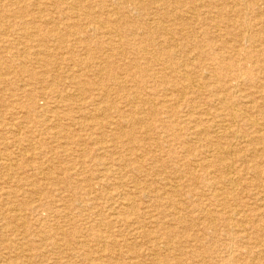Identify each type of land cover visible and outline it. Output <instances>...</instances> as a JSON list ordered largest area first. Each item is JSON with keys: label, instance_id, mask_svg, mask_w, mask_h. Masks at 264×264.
Returning a JSON list of instances; mask_svg holds the SVG:
<instances>
[{"label": "rangeland", "instance_id": "obj_1", "mask_svg": "<svg viewBox=\"0 0 264 264\" xmlns=\"http://www.w3.org/2000/svg\"><path fill=\"white\" fill-rule=\"evenodd\" d=\"M46 1L47 0H29V3L26 5V2L23 3V0H21V3L19 5H17V10L20 12L22 10H27L26 12L20 13L21 15H24L25 17L27 16V18L18 17L12 21L13 23H15L16 25H19V26L25 25L26 23H29V24L34 23V26L38 27L39 29L41 28L40 29L41 31L39 30L38 31L39 33H38L37 31H35L34 28H31L30 33H28V34H31V35L40 34L39 38H42L41 41L40 40H34V39H32V40L27 39L26 37L23 36L22 31L19 27H17L16 29H12L11 25L9 24V22H11V21H9L8 18H2V20L0 21L1 24L4 25V27L8 31V34L5 37L0 38V64H1V66H0V77H1V79L0 80H1V82H3V83H0V183L3 184V182H4L3 185L0 184V194H1L0 195L1 196L0 197V264H27L28 262H30L28 264H39V263H41V264H55V261H56V264H66L69 261L70 262L67 264H71L73 261L74 262L72 264H104V263L105 264H114V263L115 264H119V263H121V264H132V262H133V264L134 263L135 264H149V263L150 264H158V263L159 264H166V263L167 264H185V262H186V264L187 263L188 264H194V263L205 264L206 262H207L206 264H215V263H212L213 261L216 262L217 264H247V262H249L248 264H264V225H263L264 224V214H263L264 213V179H263L264 178V164H263L264 163V141H262V142L260 141V137H259L260 136V133H259L260 128L258 129V127H260V126L255 125V127H254L253 123L249 122L250 123L249 124L246 121V118H243V115L247 113V114H250L252 118H256V119L259 118V122H261L262 121V118H261L262 115L258 111V108L260 107L259 110H261V113H262V111H264V109H263L264 108V85H262V84H264V69H263L264 66L261 67V65L264 64V53L261 55H258L259 54V52L257 51V48H258L257 46L259 44L258 41L254 42V41L248 40L247 38L246 39L244 38V37H246V35H248L247 32L248 33L250 32V33H252V35L260 34L258 36L259 37L263 36L262 38L264 40V1L258 0V3L254 4V6H253V2H250L249 0L242 1L241 4H239V5L236 4L235 2H233L232 0H228V2L230 1L229 2L230 4L228 2H226L227 0H218V2H219L218 5L210 4L211 3L210 0H181V4H179V0H157V1L156 0H129V1L128 0H114V1L113 0H89V3L93 5V10H91V11H89L85 7L83 9V5H81V3L78 1L67 0L68 4L67 5L63 4L64 7H62L61 5H58L55 7H54V5L49 6V5H47ZM151 3H155V5L151 4ZM40 9L41 10L43 9L42 11H44V12L50 13L49 17L48 18H36L35 16H33L34 15L33 13L38 12ZM163 9H164V11H163ZM226 9H227V11H226ZM78 10H80V11H78ZM103 10H105V11H103ZM111 10H112V12H111ZM201 10H203L202 11L203 13L201 12ZM258 10H259V12H258ZM85 11H87V12H85ZM65 12H67V13H65ZM76 12H78V13H76ZM216 12H217V14H216ZM165 13H170L173 16H175L176 18H179L180 20L174 21L176 23H175V25H173V24H171L172 21L170 20V18L163 17ZM20 14H18V15H20ZM234 14H236V15H234ZM227 15H230V16H227ZM239 15H241V16H239ZM254 15H255V17H254ZM71 16H72V18H71ZM223 17L225 18V20ZM60 18H62V19H60ZM244 18H246V19L244 20ZM25 19H26V21H25ZM36 19H37V21H36ZM181 19H183V20H181ZM18 20H20V21H18ZM217 20H219V21H217ZM181 21H182V23L183 22L184 23L182 24ZM220 21H221V23H220ZM62 22H63V24H62ZM66 23L68 24V26ZM230 23L233 24V29H231L229 31L230 28L226 29V27H227V24H230ZM102 24L104 25V27ZM185 24H186V26H185ZM51 26L52 27L57 26L58 28H60L59 29L60 33L55 35V36L49 35L50 33L48 30L52 29ZM118 26H120V27H118ZM43 27H47V29L43 30ZM172 28H173V30H172ZM178 29H180V30H178ZM190 29L194 30V31L189 33ZM238 32L245 34L241 41H238V38L236 36L237 35L236 33H238ZM46 33H47V36H46ZM208 33H209V35H208ZM155 35H156V37H155ZM196 35L198 37H196ZM219 35H220V38L218 37ZM111 36H112V38H111ZM176 36H179V37L177 38ZM187 36H189V37H187ZM212 36H214V37H212ZM216 38H217V40H216ZM179 39H181V40H179ZM233 39H234V41H233ZM244 39H245V42H244ZM111 40H113L114 43ZM221 40H223V41L221 42ZM263 40H260V41H263ZM110 41H111V45L109 44ZM223 42H225V43H223ZM177 43H179L180 46L176 49ZM254 43H256V44H254ZM6 44L9 47L8 46L6 47ZM51 44H52V46H50ZM226 44H228V45H226ZM231 44H233V45H231ZM202 45H205V46H202ZM236 45L238 46L237 48H236ZM27 46H29V47H27ZM165 46H166V48H165ZM167 46H168V48H167ZM201 46H202V48H201ZM75 47H78V48H75ZM195 47H196V49H195ZM151 48H153V49H151ZM23 49H24V51H23ZM52 49H53V51H52ZM139 49L140 50L142 49L143 51H141V53H140ZM175 49H176V51H173ZM236 49H242V50H236ZM81 50H82V52H81ZM149 50L151 52H149ZM40 51L44 52L45 54L40 52ZM59 52H61V53H59ZM121 53H123V54H121ZM18 54H20V55H18ZM52 54H53V56H52ZM169 54H171V55L169 56ZM42 55L46 56V57H50V59L53 58L54 61L52 62V65L44 66V65H39V64H33V60L37 57H41ZM143 55H144V57H143ZM182 55H183V57H182ZM68 56H71V57H68ZM137 56H139V57H137ZM150 56H152V57H150ZM153 56H154V59H153ZM244 56H246V58ZM94 57H96V58H94ZM162 57H164V58L161 59ZM174 57L176 59L178 58L177 61ZM189 57H191V58H189ZM151 58L153 60H155L156 63H154ZM8 59H11V60L15 59V60H17L16 61L17 63L15 61H13L15 63H12V64L9 63L10 67L8 68L6 66L7 64H4V62H6ZM20 59H21V61H20ZM103 59H105V60H103ZM83 60H85V61H83ZM106 60H107V62H105ZM147 60H149L151 63ZM185 60L188 61L189 63L186 64L187 62ZM223 60L225 62V65H227V66H225L223 64ZM2 61H4L3 64H2ZM22 61H23V63H25V68H22L20 65V63H22ZM102 62H103V64H102ZM144 62L145 63L149 62L150 66L145 65ZM165 62H166V65H168L170 67L166 68V74H161L158 72L159 71L158 69L163 68V63H165ZM259 62L262 64H259ZM121 63H123V64H121ZM139 63H142V64H139ZM242 63H243V65H242ZM77 64H79V65H77ZM146 64H148V63H146ZM212 64L215 67H213ZM3 65H5L6 67H4ZM81 65H84V66H81ZM121 65H122V67H121ZM194 65H195V68H194ZM237 65H239L240 67H243V69H245L244 67H250L251 68L250 73L248 75L247 74L246 75H244V74L239 75L238 72L241 73L242 70L239 71ZM180 66L182 68L181 72H179ZM125 68H127V69H125ZM135 68L137 69V71L135 70ZM153 68H154V70H153ZM173 68H174V70H173ZM118 69H119V71H118ZM22 70H25V71H22ZM45 70H46V72H45ZM106 70L109 72H107ZM133 70H135V71H133ZM144 70H145V72H144ZM63 71H64V73H63ZM120 71L122 74L120 73ZM171 71L173 74L170 73ZM193 71L195 74L194 76H193ZM196 71H198V72H196ZM11 72H13V73H11ZM98 72H99V74H98ZM187 72H189V73H187ZM71 73H72V75H71ZM112 73H113V76H112ZM123 73H125V75ZM129 73H131L132 75ZM76 74H78L79 76H77ZM152 74H154V75H152ZM136 75H137V77H136ZM160 75L161 76L164 75L165 78L161 77ZM180 75H182V76H180ZM210 75H211V77H210ZM119 76H120V79H119ZM173 76H175L176 78L175 77L173 78ZM208 76H209V78H208ZM257 76H259V77H257ZM80 77H82L84 80ZM167 77H168V79H167ZM38 78H39V80H38ZM42 78H43V80H42ZM227 78H228V80L230 78L231 79L228 81ZM257 78H259V79H257ZM159 79H161V81ZM164 79H165V81H164ZM180 79H181V81H180ZM189 79H190V82H189ZM203 79L206 82H204ZM211 79L212 80L214 79V80L211 81ZM182 80H183V82H182ZM249 80H250V82H248ZM148 81H149V83H148ZM186 81H188V83H186ZM251 81H253V82H251ZM254 81L256 84L254 83ZM118 82L122 83V89L123 90H114L117 88L116 86H117ZM145 82H147V83H145ZM161 82H162V84H161ZM194 82L199 84V87H200V88H198L199 91L193 90L191 87H189V83H194ZM74 83H75V85H74ZM205 83H207V84H205ZM86 84H88V85H86ZM235 84H236V86H235ZM238 84H239L240 88H238L239 87ZM258 85H260L261 88ZM125 86H126V88H125ZM153 86H154V88H153ZM164 86H166V89ZM181 86L183 87V89H181L182 88ZM247 86L248 87L251 86V87L248 88ZM93 87H94L95 91L92 90ZM79 88H80V90H79ZM105 88L106 89L107 88L112 89V93H111L112 95H110L111 101L109 100L110 105L102 103V101H104V97H106V93H107L104 91ZM136 88L138 89V91ZM97 89H99V90H97ZM172 89H173V91H172ZM167 90H170V91H167ZM187 90H189L190 92H188ZM244 90L246 92H244ZM252 90L255 93H253ZM164 91H167L168 93L164 92ZM238 91L240 93H241V91H243L244 93L240 94ZM247 91L252 92L253 95L249 96V94H251V93L247 92ZM143 92H145V93H143ZM150 92H152V93L154 92V93L152 94ZM177 92L179 93V95L177 94ZM181 92H183V93H181ZM200 92H201V94H200ZM227 92H229V93H227ZM160 93L162 94V96ZM62 94H63V96H62ZM75 94L76 95L78 94V96L75 97L74 96ZM103 94H105V95H103ZM139 94H140V96H139ZM159 94H160V96H159ZM155 95H157V96H155ZM234 95L236 97H234ZM92 96H94V97H92ZM132 96H133V99L131 98ZM202 96H203V98H202ZM210 96H211V98H209ZM237 96L239 98H237ZM243 96H245V97H243ZM78 97H79V99H77ZM99 97L103 100L100 101L101 99H99ZM155 97H156L157 101H155L156 99L153 100ZM176 97L179 99H177ZM241 97L243 99L240 100ZM252 97L257 99V100L254 99L255 100V102H254ZM143 98H145V99H143ZM195 98H196V100L197 99L198 100L196 101ZM234 98L236 100H234ZM259 98H261V99H259ZM218 99H219V101H218ZM221 99H223V100H221ZM237 99H238V102H237ZM70 100H71V103H70ZM78 100H79V102H78ZM112 100H114V101H112ZM144 100H146L148 103H145ZM260 100L261 101L263 100L262 101L263 105L261 104L262 106L260 105V103H261ZM58 101H60V103ZM91 101H93V103L94 102H96V103L93 104ZM163 101L166 102L165 105H164ZM195 101H196V103H195ZM250 101H251V103H250ZM126 102H127V104H126ZM239 102L242 103L241 108H240ZM65 103H66V105H65ZM236 103H238V104H236ZM246 103H247V105H253V104L256 105L255 110H257L259 113L256 111L252 112L251 110H249V108H246ZM99 104L100 105L103 104L101 106L103 109H101V107L98 106ZM118 104L121 105L123 108L121 106H118ZM86 105H88L89 108H87L88 106H86ZM107 105H108V107H107ZM219 105L222 107H220ZM75 106H76V108H75ZM90 106L91 107L95 106V108L93 107L94 112L92 110L93 108L91 109ZM110 106H112V107H110ZM234 106H236V107H234ZM257 106H259V107H257ZM60 107H62V108H60ZM160 107H162V108H160ZM190 107L193 108V110ZM195 107H196V109H195ZM42 108L45 110H43ZM58 108H60V109H58ZM52 109H53V111H51ZM62 109H64V110L67 109L68 111L65 110L66 111L65 112ZM95 109L97 110V113H96ZM117 109H118V111H117ZM139 109H141V110L139 111ZM151 109H153L154 112L157 113V116L150 113ZM158 109H159V111H158ZM47 110H48V112H46ZM88 110H89L90 115L88 113ZM106 110H108V111H106ZM129 110H131V111H129ZM162 111H164L165 114ZM203 111L204 112L207 111L209 113L204 114ZM212 111H214V113ZM124 112H125V114H123ZM131 112H133V113H131ZM230 112H234V113L236 112V114H238V118L236 119V122L230 123L228 120L223 122V120L225 118L224 116H228L225 114L226 113L228 114ZM243 112H244V114H243ZM248 112H250V113H248ZM92 113H94V114H92ZM99 113H101L102 115L101 114L99 115ZM136 113H138V114H136ZM113 114H114V116H113ZM127 114L128 115L130 114V116H128ZM220 114H222L223 116ZM39 115H40V117H39ZM137 115L139 116L141 121L139 120ZM199 115H200V117H199ZM259 115H260V117H259ZM46 116L48 117L47 119H45ZM127 116H128V118H126ZM148 116L149 117L151 116V117L149 118ZM62 117L63 118L65 117V119H63ZM94 117L97 118L98 121ZM130 117H133V118L130 119ZM101 118H102V120H101ZM192 118L195 120L193 121ZM218 118L220 120H218ZM30 119L32 122L30 121ZM50 119H52V120H50ZM53 119L55 122H53ZM121 119H123V120H121ZM190 119H191V122H190ZM196 119H198V121ZM81 120H82V122H81ZM171 120H172V123L174 122L173 124H171ZM176 120H177V122H175ZM70 121L72 122V124ZM99 121L102 123H100ZM196 121H197V124H196ZM52 122H53V124H51ZM61 122H63V123L61 124ZM79 122H81V124ZM107 122H108V126H107ZM126 122H127V124H126ZM140 122H141V124H140ZM157 122H158V124L160 123V125H158ZM180 122L181 123L183 122V124H181ZM93 123L98 125V126L95 125L96 126L95 127ZM137 123H138V125H137ZM242 123H246V124L242 125ZM112 124H113V127H112ZM155 124H156V126H154ZM203 124H205V125H203ZM70 125H71V127H70ZM89 125L90 126L92 125V127L91 128L88 127ZM188 125H190V126H188ZM213 125H214V127H213ZM221 125H222V127L220 128ZM228 125H229V131H227L225 134H223L221 132H217L218 130H223L222 128H224L225 126H228ZM249 125H251V126H249ZM260 125H264V124L260 123ZM63 126H65L66 128ZM100 126L102 128H100ZM217 126H219V129ZM243 126H245V127H243ZM45 127H46L47 131L45 130ZM136 127H138L139 129ZM147 127H149V128H147ZM168 127L170 128V130ZM187 127H189V128L191 127V128L188 129ZM71 128H73V129L71 130ZM89 128H90V131L88 130ZM117 128H118V131H117ZM120 128H121V130H120ZM234 128H236V129H234ZM112 129H114V130H112ZM197 129L199 130V132ZM255 129H258V130H255ZM30 130H31V132H30ZM58 130H59V132H58ZM80 130H82V131H80ZM101 130L103 131V133ZM146 130L147 131L149 130V132H146ZM236 130H237V132H236ZM71 131H73V132L71 133ZM157 131H159V132L157 133ZM243 131H244V133H243ZM54 132H55V134H54ZM178 132L181 134H179ZM196 132L198 134H196ZM104 133H106V134H104ZM112 133H113V135H112ZM122 133H124L125 136H122V138H120ZM175 133H176V135H175ZM206 133H207V135H206ZM227 133H228V135H227ZM229 133L231 136H229ZM97 134H98V136H97ZM58 135H59V137H58ZM203 135H204V137H203ZM242 135H243L244 140L242 138H240V139L238 138V137H241ZM247 135H248V137H245ZM127 136L129 138L131 137L129 142H128L129 139ZM174 136H177V137H175V139H174ZM198 136H200V137L198 138ZM251 136H254V137H251ZM50 137H52V138H50ZM116 137H119V139H116ZM232 137L235 139V141ZM248 138H249L250 142L251 141H253V142L250 143L248 141ZM13 139L15 142L13 141ZM79 139H81V140H79ZM199 139H201V140H199ZM211 139H213V140H211ZM246 139H247V141H246ZM254 139H256V140L254 141ZM179 140H181V141H179ZM183 140L185 141L186 144L183 143L184 142ZM204 140H208V141L205 142ZM43 141H44V143H43ZM51 141H52V143H51ZM101 141H102V143H101ZM161 141H162V143H161ZM197 141H198V143H197ZM211 141H212V143H211ZM38 142H39V144H38ZM213 143H215V144H213ZM231 143H232V145H231ZM243 143L245 145H242ZM53 144H55V145H53ZM110 144H111V146H110ZM130 144H132V145H130ZM201 144H202V146H200ZM205 144L207 146H210V147L212 146L211 144H213V146L211 148H209V147L207 148V146ZM254 144H255V146H254ZM215 145H216V147H215ZM223 145H224V147H223ZM258 145H259L260 150L258 149ZM49 146H50V149H49ZM161 146L163 148H161ZM230 146H231V148H230ZM245 146H247V147H245ZM45 147H47L48 149H46ZM185 147H187V149ZM198 147H200V148L198 149ZM217 147H220V148H217ZM239 147H241V148H239ZM251 147H253V148H251ZM256 147H257V149H256ZM151 148H152V150H151ZM188 148L189 149L193 148V149L189 150ZM214 148H216L217 152L214 150ZM237 148L240 150H238ZM41 149H43V150H41ZM89 149H90V153H89ZM121 149H123V152ZM225 149L230 150L229 154H230V156H232L231 158L228 155V151ZM144 150H145V152H144ZM163 150L166 152L165 154L163 153ZM207 150H208V152H207ZM41 151H42V153H41ZM44 151H45V153H44ZM209 151L212 152L211 155H213V156L208 154V153H210ZM248 151H249V153L251 151V153H250L251 156H249L250 154L248 153ZM9 152H10L11 156L9 155ZM176 152H177V154H176ZM204 152H206V153H204ZM47 153H48L49 157L47 156ZM63 153H64V155H63ZM82 153H83V155H82ZM104 153H105V155H104ZM217 153H218V155H217ZM255 153H257L256 154L257 156L253 155ZM56 154H58V155H56ZM67 154H69V155H67ZM135 154H136V156H135ZM141 154H143V156ZM70 155H72V156H70ZM151 155H152V157H151ZM158 155L160 156V158ZM241 155H244V156H241ZM252 155H253L254 159L252 158ZM59 156H60V159H59ZM85 156H87V157H85ZM99 156L101 159L99 158ZM191 156H193V157H191ZM218 156H221V157L219 158ZM2 157H3V159H2ZM51 157H53V159ZM249 157H250V159H248ZM39 158L41 160H39ZM56 158H57V160H56ZM105 158H106V161H105ZM194 158H196V159H194ZM246 158H247V160H246ZM231 159H232V161H231ZM258 159L261 160V162H259ZM238 160L243 161V162H239V163H241V164H239ZM245 160H246V162L248 161V163H245L246 169H244L245 168V164H244ZM36 161L38 163H40V162L41 163L38 164ZM226 161L229 163L231 162L230 168H228V169H226V167L223 166L224 163H226ZM147 162H148V164H147ZM214 162H216V163H214ZM20 163H21V165H20ZM49 163L51 164V166ZM159 163H160V165H159ZM205 163H208V165ZM260 163H262V164L258 165ZM54 164H56L57 166H55ZM165 164H166V166H165ZM192 164H193V166H195V168L192 166ZM203 164H205L206 166ZM209 164H210V166H209ZM216 164H218V166ZM52 165H54V167H52ZM90 165L94 166V167H90ZM102 165L105 167V169L103 168V170L101 168ZM107 165H108V167H107ZM239 165H241L240 166L241 168L239 167ZM204 166H205V168H204ZM251 166H252V169H251ZM24 167L27 168V170ZM99 167L101 170L99 169ZM135 167H137V168H135ZM35 168H36V170H35ZM261 168H263V169H261ZM22 169H23V171H22ZM24 169L26 171H24ZM127 169H128V171L129 170L130 171L127 172ZM135 169H136V171H135ZM158 169H160L159 172H158ZM162 169L164 172H162ZM186 169H187V171H186ZM201 169L203 171H201ZM115 170H116V173L118 175L115 173ZM118 170L120 173L118 172ZM154 170L156 172V175H154L155 174ZM228 170L233 173V175L231 174V176H234L235 180H237L238 182H235L234 184L231 185L229 182L226 181L225 176H226V173L229 172ZM246 170H248V171H246ZM44 171L45 172L47 171V172L45 173ZM25 172H26V175L28 177L30 176L29 178L25 176ZM65 172H67V173H65ZM174 172H175V174H174ZM222 172L224 175L222 174ZM245 172H247V173H245ZM160 173H162L163 175ZM214 173H216L217 175ZM33 174H34V176H32ZM50 174H51L52 178L50 177ZM52 174L54 177L52 176ZM143 174H144V176H143ZM171 174H174V176H172ZM180 174H181V176H180ZM245 174H247V175H245ZM252 174H255V175H252ZM108 175H113V176H108ZM129 175L134 180H132ZM240 175L245 176V177H243V179H242V177ZM4 176H6L7 178L6 177L4 178ZM22 176H24L25 179ZM79 176H80V178H78ZM121 176H122V178H121ZM165 177H167V179ZM177 177H178V179H177ZM179 177L181 179H183L184 181H186L187 183H185ZM189 177H190V180H189ZM70 178H72V179H70ZM172 178L174 181L172 180ZM201 178H202V180H201ZM204 178H207V179L205 180ZM249 178H251V179H249ZM7 179H8V181H7ZM28 179H30V180H28ZM95 179H96V181L97 180L98 181L96 182ZM127 179H128V183L126 181ZM163 179L165 182L163 181ZM210 179H213V180H210ZM13 180H15V181H13ZM103 180H104V182L106 181V183H104ZM131 180L133 182H136L135 180H137V182L139 184L137 182L132 183ZM78 181L81 184H79ZM194 181H196V183L198 185L194 186L195 185ZM225 181L228 184L227 187H226L227 184L225 183ZM255 181H257V182H255ZM41 182H43V183H41ZM71 182H73V183H71ZM200 182H201V184H200ZM213 182H214V184H213ZM76 183H78V184L75 185ZM184 183H185V186H184ZM211 183L213 184V186ZM249 183H250V185H249ZM43 184L45 186L46 185L47 186L44 187ZM109 184L110 185L112 184V185L110 186ZM190 184H191V187H190ZM202 184H204V185H202ZM253 184H254V186H253ZM20 185H21V187H20ZM78 185H79V188H77ZM114 185H115V187H114ZM118 185H120V186H118ZM130 185L132 188L130 187ZM161 185H162L163 189H162ZM234 185H235V187H234ZM99 186H100V188H99ZM202 186H203V188H202ZM249 186H251V187H249ZM28 187H29V190H28ZM70 187H71L72 191H70ZM81 187H83V189ZM143 187H145L144 188L145 190L143 189ZM171 187L175 188L176 190L171 188ZM35 188H36V191H35ZM77 189L79 191H77ZM116 189H118V190H116ZM136 189L139 191L138 192L139 195L136 193V191H137ZM200 189H201V191H200ZM203 189L206 191H204ZM214 189H217V191ZM238 189L240 190L239 192H237ZM253 189H255V191ZM38 190L41 193H39ZM121 190L123 193L121 192ZM140 190H142V191L140 192ZM245 190H246V192H245ZM65 191H66V193H65ZM146 191H147V193H146ZM175 191L178 194L175 193ZM247 191H248V193H247ZM22 192H23V194H22ZM29 192H31V193L29 194ZM76 192L78 194H76ZM128 192H129V194L131 193L130 197L128 195ZM159 192H161V194ZM259 192H261V193H259ZM36 193H38V194H36ZM60 193L64 194L65 197H64V195H62ZM118 193L119 194L122 193L124 196H122L121 194L118 195ZM144 193L146 194V196ZM194 193H195V195H194ZM198 193L200 194V196ZM5 194L8 197L7 196L5 197ZM27 194H29V195H27ZM85 194H87V195H85ZM109 194H110V196H108ZM174 194H177V195L174 196ZM189 194H190V198H189ZM219 194L222 195L221 198H220ZM226 194H228V195H226ZM240 194H242V195L238 196ZM3 195L5 198L4 197L2 198ZM104 195H106V196H104ZM125 195H128V196L125 197ZM133 195H136V196H133ZM156 195H157V197H156ZM236 195L238 197V200H237ZM20 196H22V197H20ZM88 196H89V201H88ZM118 196L121 198V201H120ZM147 196H149L150 198L149 197L146 198ZM151 196H153V197H151ZM197 197H201V198H197ZM230 197H232L233 200L231 199V201H230ZM247 197H248V199H247ZM52 198H54V200ZM106 198H108V199H106ZM126 198L130 199V201L127 200ZM155 198H157V199H155ZM192 198H193L194 202H193ZM249 198H251V199H249ZM257 198H258V200H257ZM259 198H261L263 201L262 200L259 201ZM7 199H9V200H7ZM57 199H58V201H57ZM62 199L64 201H66L64 204H63L64 201ZM136 199L137 200L140 199V200L136 201ZM173 199L174 200L176 199L175 201L177 203L179 202L178 203L179 206H177L176 202L174 203ZM179 199H180V201H179ZM222 199H223V201H222ZM106 200L109 202L106 203ZM111 200L113 203L110 202ZM144 200L146 202H148V204L145 203ZM154 200H156V201H154ZM217 200L218 201L220 200V201H219V203L217 202L218 204L216 206L215 204H216ZM225 200H226V202H225ZM84 201H87V202H84ZM164 201H166V202H164ZM187 201L188 202L190 201L189 202L190 205L188 204ZM206 201L208 202L209 205L207 204ZM89 202H91L93 204V206L90 205ZM130 202H134L133 204H135V205L130 204ZM136 202H138L137 205H136ZM140 202H142V203H140ZM155 202H157V204ZM168 202H169V204H168ZM231 202H233V203H231ZM237 202L238 203L240 202L239 205ZM84 203H87V205ZM88 203H89V205H88ZM102 203H103V205H102ZM144 203L146 206L143 205ZM172 204H174V205H172ZM242 204H243V206H242ZM140 205L142 206L141 209H143L144 211H142L140 209V207H141ZM157 205H159L158 206L159 208L157 207ZM171 205H172L173 209H172ZM96 206H97V208H96ZM132 206L133 207L135 206L134 207L135 209L134 208L132 209ZM164 206H166L167 212H166V210H164V208H165ZM183 206H185V208L187 206L188 208L184 209ZM222 206H224V207L222 208ZM255 206H256V208H255ZM114 207H116V208H114ZM144 207H146V208H144ZM154 207H155V209H154ZM167 207L169 208V210ZM177 207L180 209V212L177 211V210H179ZM207 207H209L208 208L209 210L207 209ZM248 207H250V209ZM90 208L92 211L90 210ZM126 208L130 212H128ZM193 208H196L195 210H199L200 212L195 211ZM219 208H222V209H220L221 212H220ZM228 208L229 209H235V211L238 212V213H236V215L238 214V217L235 216V214H233L234 216L233 215L230 216V214L227 213V211H229ZM124 209H126V210H124ZM129 209H131V210H129ZM146 209H148V210H146ZM152 209H154V211H156V212H154ZM245 209H247V210L245 211ZM76 210L78 212H76ZM123 210L125 212H127V214ZM193 210H194V213H193ZM214 210H215V213H214L215 215L213 214ZM181 211H183V212H181ZM201 211H202V213H201ZM108 212H109V214H108ZM114 212H116V213H114ZM120 212H122V216L120 215L121 214ZM143 212H145V213H143ZM225 212L227 213V215ZM239 212H241V213L239 214ZM102 213H103V215H102ZM186 213H188V216ZM85 214H86V216H84ZM128 214L129 215L132 214V215L129 216ZM141 214L148 215V217L143 216ZM166 214H168V215H166ZM179 214L180 215L185 214V215L180 216ZM255 214H256V216H255ZM74 215H76L75 218H74ZM101 215L104 216L103 219H102ZM108 215H110V216H108ZM164 215H165V218H164ZM199 215H201V216H199ZM205 215H207V216H205ZM93 216H96V217H93ZM160 216L163 217V221H162V217H160ZM208 216H209V218H208ZM136 217H138V218H136ZM171 217L174 219V221ZM182 217L190 223H188L184 219H181ZM197 217H199V218H197ZM94 218L95 219L97 218V219L94 220ZM127 218L130 220H128ZM151 218H153V220ZM86 219H88V220H86ZM99 219H101V220H99ZM121 219H123L124 221ZM135 219L138 220L137 224H135L136 223ZM225 219H227V220H225ZM254 219H255V221H254ZM90 220H91V222H90ZM97 220H99V221H97ZM139 220H140L141 224L139 223ZM148 220H149V222H148ZM150 220H152V222ZM166 220H167V222L168 221L169 222L166 223L165 222ZM221 220L222 221L225 220V221L221 222ZM241 220L243 222L246 220L245 222H247V223L244 222V224L242 226ZM61 221H63V222H61ZM68 221H70V223H68ZM100 221L101 222L103 221L102 224ZM133 221H135V222H133ZM145 221H147V222H145ZM237 221H239V222L236 224ZM115 222H117V223L120 222V223H118L119 225L117 226V223H115ZM170 222H172V225ZM211 222H212V224H211ZM146 223L148 225H146ZM223 223H225L224 225L226 227L224 225H222ZM75 224L77 226H75ZM132 224L134 225V227ZM155 224H157V225L155 226ZM161 224H162V226H161ZM177 224H178V226H177ZM226 224L228 225V227ZM234 224H236V225H234ZM64 225H66V226H64ZM102 225L105 226L104 229L102 228L103 227ZM126 225L127 226L129 225V226L127 227ZM164 225H166L168 228H166V226H164ZM181 225H182V227H180ZM240 225H241V227H240ZM138 226L139 227L141 226L142 228L141 227L139 228ZM71 227H72V229H71ZM106 227H108L109 229ZM143 227H145V230ZM161 227L164 229L166 228V230H163ZM174 227H176V229ZM195 227H196V230L194 229ZM223 227H225L226 229ZM76 228L78 231L76 230ZM138 228H139V230L143 229V230H140L141 233H139L140 231L137 230ZM222 228H223V231L221 230ZM214 229H216V230H214ZM95 230H96V232H95ZM103 230H105V231H103ZM189 230H191V232L193 231L195 233H191ZM234 230H236L238 232L236 233V231H234ZM42 231H44V233ZM65 231H67V232H65ZM81 231L83 233H81ZM119 231H121V233H119L117 235L116 232H119ZM143 231L145 232L146 235L148 234L147 233L148 231H149V235L150 234H152V235L146 236L143 233ZM220 231H222V232H220ZM241 231H242V233H241ZM31 232H32V234H31ZM92 232L94 233V235ZM125 232H128L130 234H127ZM177 232H178V234H180L179 236H178ZM25 233H26V235H25ZM58 233H60L62 236ZM136 233H137V235H136ZM27 234H29V236H27ZM52 234H54L55 236H53ZM84 234H85V236H84ZM103 234L105 236H107L106 240H108V241H106V240L103 241L105 239V238H103V237H105ZM108 234L109 235L111 234L112 237L109 236ZM139 234H141V235L138 236ZM172 234L174 236H172ZM193 234H195V237H193ZM199 234H201V235H199ZM207 234H209V235H207ZM68 235H69V237H68ZM121 236L123 238H122V240L121 239L119 240L118 237L121 238ZM130 236L133 238V240ZM152 236L155 238H153ZM165 236H167V237H165ZM180 236H181V238H180ZM188 236L190 237V239ZM109 237H111L110 239H112V240H110ZM158 237H159V239H158ZM169 237H172V238H169ZM185 237H187V238H185ZM79 238H81V239H79ZM144 238H146V239H144ZM151 238L155 241L151 240ZM156 238H157V240H156ZM208 238H210V239H208ZM250 238L253 240H251ZM94 239L96 241H98L99 246H97V243ZM113 239L115 241L114 243H113ZM141 239H142V241H140ZM170 239H171V241H170ZM177 239L178 240L180 239L181 241L182 240L183 241L181 242L180 240L178 241ZM125 240H126V242H125ZM148 240H150V241L148 242ZM203 240H205V241H203ZM71 241H73V242H71ZM75 241H76L78 246L76 245ZM80 241H81V243H80ZM93 241L96 243V245ZM110 241L112 242L111 243L112 245L110 244L111 246H113V244L115 245V247L117 245L119 246V247L118 246L116 247L117 252H115L114 246L111 247L109 244L107 245V243H109ZM146 241L148 243H146ZM253 241H254V243H253ZM154 242L155 243L157 242L156 245H159V246H156L154 244ZM205 242L207 244H204ZM33 243H34V245H33ZM50 243H52V244H50ZM134 243H135V245H134ZM228 243H229V246H228ZM22 244L26 248H24V246ZM80 244H81V247H80ZM143 244H145V245H143ZM200 244L202 246H200ZM220 244H222V245H220ZM242 244H243V246H242ZM32 245H33V247H32ZM58 245H59V247H58ZM67 245H68V247H67ZM129 245L131 247L133 245L134 246H133V248L129 249L130 248ZM141 245H143V246L141 247ZM188 245H190V246H188ZM205 245H207V246H205ZM215 245L217 246L216 249H215V247H216ZM253 245H255V246H253ZM54 246L56 247V249ZM83 246H86V247L84 248ZM94 246L100 247V249L98 248V250H97V248ZM101 246H102V249H101ZM108 246H110V247H108ZM136 246H137V249L135 248ZM177 246L179 248H177ZM186 246H187V248H186ZM50 247H51V249H50ZM93 247L95 250L93 249ZM123 247H125V248H123ZM165 247L167 249H170L169 252H167L168 250ZM169 247H171V248L173 247V248L171 249ZM188 247L189 248L192 247V249L191 248L189 249ZM193 247L196 250H193L194 249ZM222 247H224L226 249H224ZM65 248L66 249L68 248L67 250H69V248H70V250L67 251ZM199 248H202V249H199ZM27 249H29V250H27ZM145 249H146V251H145ZM206 249H208V250L206 251ZM223 249H224V251H223ZM52 250L54 253L52 252ZM79 250H80V253H79ZM91 250L93 251L92 254L90 252ZM135 250H137V251H135ZM139 250H142V251H139ZM151 250H152V252H151ZM213 250H214V252H213ZM254 250H256V251H254ZM45 251L46 252L48 251V253H46ZM59 251H61V254ZM95 251L97 253H95ZM159 251H160V253H159ZM163 251L166 253H164ZM186 251L189 252V254ZM198 251L201 253H198ZM57 252H59V253H57ZM131 252H133V254ZM136 252L137 253L140 252V253L136 254ZM176 252L177 253L181 252V253L179 255V253L177 254ZM190 252H192L193 256L190 254ZM207 252H208V254H207ZM209 252L210 253L213 252V253L210 254ZM228 252H230V253H228ZM26 253H28V254H26ZM39 253H40V255H39ZM62 253L64 255L63 258H62ZM82 253H84V254H82ZM120 253H122V254H120ZM129 253H130V255H129ZM162 253H163V255H161ZM261 253L263 254V256ZM12 254L14 256L15 255L16 256L14 257ZM146 254L148 255L149 258L146 256ZM151 254H152V256H150ZM164 254L169 259L162 257V256H164ZM166 254H168V255H166ZM194 254H196V255L194 256ZM198 254H199V256H198ZM201 254L203 255V258H205V259L199 258V257H201ZM214 254L216 255L217 259H215ZM223 254H225V255H223ZM20 255H22V256H20ZM38 255L40 257H38ZM60 255H61V257H60ZM73 255L75 258L76 257L77 258L75 259L73 257ZM135 255H138L139 260L142 258H143V260L137 261L138 257H136ZM174 255L176 257L180 256L179 257L180 259L179 258L176 259V257ZM222 255H223V257H222ZM67 256H68V258H67ZM56 257H58V259H56ZM87 257H88V261H87ZM105 257L107 259L103 260V259H105ZM108 257H110L112 259L117 258V260L114 259L113 260L114 263H113L112 260H109L110 258H108ZM118 257H119L120 261L118 260ZM123 257H125V258L122 259ZM208 257H210V258L207 260L206 258H208ZM218 257H219V259H218ZM237 257H239L240 260ZM260 257H262L263 259ZM38 258H39V260H38ZM150 258L151 259L153 258V259L151 260ZM172 258H175L174 260H175V262L176 261L177 262L175 263ZM221 258H223V259H221ZM89 259H91V260H89ZM134 259H135V261H133ZM148 259L151 260L152 262L157 259V261H160V262H156V261L154 263H152L150 261L147 262ZM186 259H187V261H186ZM229 259L231 261L234 259L235 260L231 262ZM25 260H26V262H25ZM42 260H44V261H42ZM93 260H95V261H93ZM100 260H102V261H100ZM128 260H129V262H128ZM190 260L194 261V263L192 261L190 262ZM256 260H258V261H256ZM108 261H109V263H108Z\"/></svg>", "mask_w": 264, "mask_h": 264}, {"label": "bare ground", "instance_id": "obj_2", "mask_svg": "<svg viewBox=\"0 0 264 264\" xmlns=\"http://www.w3.org/2000/svg\"><path fill=\"white\" fill-rule=\"evenodd\" d=\"M73 1H78V2H80L81 5H83V9H84V7H85V8H87L89 11L93 10V5L89 3V0H73ZM113 1H114V0H113ZM128 1H129V0H128ZM156 1H157V0H156ZM232 1L239 5V4H241L242 1H245V0H232ZM249 1H250V2H253V6H254V4L258 3V0H249ZM263 1H264V0H263ZM24 2H26V5H27V4L29 3V0H23V3H24ZM195 2H196V1H195ZM210 2H211L210 4H216V5L219 4L218 0H210ZM226 2H228V0H227ZM229 2H230V1H229ZM229 2H228V3H229ZM20 3H21V0H0V21L2 20V18H8L9 21H11V22H9V24L11 25V28H12V29H16L17 27H19V28L21 29V31H22L23 36L26 37L27 39H30V40L34 39V40H40V41H41L42 38H39V35H40V34H38V35H36V34H33V35L28 34V33H30V29H31V28H34L35 31H37V32L41 29V28L39 29L38 27L34 26V23H33V24L26 23L25 25H21V26H19V25H16L15 23L12 22L15 18H18V17H21V18H27V16L25 17L24 15H21V14H20V13H22V12H26L27 10H22L21 12L17 10V5H19ZM46 3H47V5H49V6L54 5V7H55V6L61 5L62 7H64L63 4L67 5V4H68V1H67V0H47ZM46 3H45V4H46ZM94 3H95V2H94ZM114 3H115V2H114ZM157 3H158V2H157ZM231 3H232V2H231ZM151 4H154V5H155V3H151ZM176 4H177V3H176ZM179 4H181V0H179ZM204 4H205V3H204ZM229 4H230V3H229ZM113 5H114V4H113ZM142 5H143V4H142ZM201 5H202V4H201ZM231 5H232V4H231ZM20 6H21V5H20ZM145 6H146V5H145ZM203 6H204V5H203ZM222 6H223V5H222ZM253 6H252V7H253ZM171 7H172V6H171ZM73 8H74V7H73ZM199 8H200V7H199ZM218 8H219V7H218ZM255 8H256V7H255ZM75 9H76V8H75ZM109 9H110V8H109ZM192 9H193V8H192ZM206 9H207V8H206ZM219 9H220V8H219ZM223 9H224V8H223ZM42 10H43V9H42ZM42 10L40 9L38 12L33 13V14H34L33 16H35L36 18H48L50 13H48V12H44V11H42ZM63 10H64V9H63ZM183 10H184V9H183ZM207 10H208V9H207ZM240 10H241V9H240ZM252 10H253V9H252ZM78 11H80V10H78ZM103 11H105V10H103ZM124 11H125V10H124ZM163 11H164V9H163ZM163 11H162V12H163ZM202 11H203V10H201V12H202ZM211 11H212V10H211ZM214 11H215V10H214ZM226 11H227V9H226ZM231 11H232V10H231ZM244 11H245V10H244ZM253 11H254V10H253ZM83 12H84V11H83ZM85 12H87V11H85ZM93 12H94V11H93ZM96 12H97V11H96ZM107 12H108V11H107ZM111 12H112V10H111ZM165 12H166V11H165ZM193 12H194V11H193ZM212 12H213V11H212ZM217 12H218V11H217ZM217 12H216V14H217ZM251 12H252V11H251ZM258 12H259V10H258ZM65 13H67V12H65ZM76 13H78V12H76ZM89 13H90V12H89ZM202 13H203V12H202ZM235 13H236V12H235ZM255 13H256V12H255ZM262 13H263V12H262ZM18 14H20V15H18ZM94 14H95V13H94ZM101 14H102V13H101ZM205 14H206V13H205ZM218 14H219V13H218ZM225 14H226V13H225ZM65 15H66V14H65ZM83 15H84V14H83ZM110 15H111V14H110ZM116 15H117V14H116ZM220 15H221V14H220ZM234 15H236V14H234ZM256 15H257V14H256ZM262 15H263V14H262ZM81 16H82V15H81ZM97 16H98V15H97ZM213 16H214V15H213ZM217 16H218V15H217ZM222 16H223V15H222ZM227 16H230V15H227ZM239 16H241V15H239ZM110 17H111V16H110ZM163 17L170 18V20L172 21L171 24H173V25H175V23H176V22H174V21H178V20H180L179 18H176L175 16H173V15L170 14V13H165ZM231 17H232V16H231ZM231 17H230V18H231ZM254 17H255V15H254ZM71 18H72V16H71ZM92 18H93V17H92ZM125 18H126V17H125ZM195 18H196V17H195ZM212 18H213V17H212ZM223 18H224V17H223ZM60 19H62V18H60ZM152 19H153V18H152ZM233 19H234V18H233ZM245 19H246V18H244V20H245ZM54 20H55V19H54ZM91 20H92V19H91ZM181 20H183V19H181ZM224 20H225V18H224ZM18 21H20V20H18ZM25 21H26V19H25ZM25 21H24V22H25ZM36 21H37V19H36ZM93 21H94V20H93ZM151 21H152V20H151ZM197 21H198V20H197ZM217 21H219V20H217ZM227 21H228V20H227ZM229 21H230V20H229ZM41 22H42V21H41ZM94 22H95V21H94ZM189 22H190V21H189ZM195 22H196V21H195ZM239 22H240V21H239ZM18 23H19V22H18ZM101 23H102V22H101ZM156 23H157V22H156ZM164 23H165V22H164ZM181 23H182V21H181ZM183 23H184V22H183ZM183 23H182V24H183ZM220 23H221V21H220ZM225 23H226V22H225ZM232 23H233V22H232ZM232 23L227 24L226 29H227V28H230L229 31H230L231 29H233V24H232ZM244 23H245V22H244ZM62 24H63V22H62ZM66 24H67V23H66ZM149 24H150V23H149ZM178 24H179V23H178ZM206 24H207V23H206ZM40 25H41V24H40ZM81 25H82V24H81ZM102 25H103V24H102ZM192 25H193V24H192ZM192 25H191V26H192ZM207 25H208V24H207ZM251 25H252V24H251ZM257 25H258V24H257ZM33 26H34V27H33ZM67 26H68V24H67ZM79 26H80V25H79ZM158 26H159V25H158ZM167 26H168V25H167ZM185 26H186V24H185ZM193 26H194V25H193ZM211 26H212V25H211ZM255 26H256V25H255ZM258 26H259V25H258ZM261 26H262V25H261ZM103 27H104V25H103ZM118 27H120V26H118ZM160 27H161V26H160ZM173 27H174V26H173ZM242 27H243V26H242ZM253 27H254V26H253ZM51 28H52V29H49V30H48L49 33H50L49 35L55 36V35H57V34L60 33V32H59V29H60V28H58L57 26H53V27L51 26ZM111 28H112V27H111ZM111 28H110V29H111ZM158 28H159V27H158ZM217 28H218V27H217ZM219 28H220V27H219ZM258 28H259V27H258ZM46 29H47V27H43V30H46ZM251 29H252V28H251ZM113 30H114V29H113ZM115 30H116V29H115ZM158 30H159V29H158ZM172 30H173V28H172ZM178 30H180V29H178ZM178 30H177V31H178ZM181 30H182V29H181ZM209 30H210V29H209ZM216 30H217V29H216ZM40 31H41V30H40ZM86 31H87V30H86ZM91 31H92V30H91ZM193 31H194V30H191V29H190V32H189V33L193 32ZM255 31H256V30H255ZM88 32H89V31H88ZM88 32H87V33H88ZM175 32H176V31H175ZM203 32H204V31H203ZM212 32H213V31H212ZM232 32H233V31H232ZM243 32H244V31H243ZM34 33H35V32H34ZM38 33H39V32H38ZM42 33H43V32H42ZM47 33H48V32H47ZM47 33H46V36H47ZM67 33H68V32H67ZM104 33H105V32H104ZM209 33H210V32H209ZM209 33H208V35H209ZM214 33H215V32H214ZM7 34H8L7 29H6V28L4 27V25H2L1 22H0V38H1V37H5ZM121 34H122V33H121ZM121 34H120V35H121ZM147 34H148V33H147ZM164 34H165V33H164ZM210 34H211V33H210ZM229 34H230V33H229ZM236 34H237L236 36H237V38H238V41H241L242 38H243V36L245 35V34H243V33H241V32H238V33H236ZM247 34H248V35H246V37H244V38H245V39L247 38L248 40H250V41H254V42H255V41H258V42H259V44H258V46H257V47H258V48H257V51L259 52L258 55L263 54V53H264V40H263V38H262L263 36H262V37H259L258 35H260V34H255V33H254L255 35H252V33H250V32H249V33L247 32ZM102 35H103V34H102ZM107 35H108V34H107ZM167 35H168V34H167ZM170 35H171V34H170ZM186 35H187V34H186ZM208 35H207V36H208ZM230 36H231V35H230ZM255 36H256V37H255ZM40 37H41V36H40ZM56 37H57V36H56ZM117 37H118V36H117ZM155 37H156V35H155ZM176 37L178 38L179 36H176ZM180 37H181V36H180ZM187 37H189V36H187ZM196 37H198V36L196 35ZM212 37H214V36H212ZM216 37H217V36H216ZM218 37L220 38V35H219ZM222 37H223V36H222ZM111 38H112V36H111ZM171 38H172V37H171ZM210 38H211V37H210ZM223 38H224V37H223ZM58 39H59V38H58ZM76 39H77V38H76ZM114 39H115V38H114ZM120 39H121V38H120ZM138 39H139V38H138ZM184 39H185V38H184ZM245 39H244V42H245ZM155 40H156V39H155ZM176 40H177V39H176ZM179 40H181V39H179ZM179 40H178V41H179ZM186 40H187V39H186ZM210 40H211V39H210ZM216 40H217V38H216ZM218 40H219V39H218ZM224 40H225V39H224ZM260 40H263V41H260ZM111 41L114 43L113 40H111ZM111 41L109 42L110 45H111ZM167 41H168V40H167ZM207 41H208V40H207ZM214 41H215V40H214ZM222 41H223V40H221V42H222ZM228 41H229V40H228ZM233 41H234V39H233ZM238 41H237V42H238ZM197 42H198V41H197ZM211 42H212V41H211ZM247 42H248V41H247ZM75 43H76V42H75ZM113 43H112V44H113ZM123 43H124V42H123ZM208 43H209V42H208ZM223 43H225V42H223ZM227 43H228V42H227ZM125 44H126V43H125ZM134 44H135V43H134ZM160 44H161V43H160ZM185 44H186V43H185ZM206 44H207V43H206ZM213 44H214V43H213ZM228 44H229V43H228ZM228 44H226V45H228ZM251 44H252V43H251ZM254 44H256V43H254ZM186 45H187V44H186ZM209 45H210V44H209ZM231 45H233V44H231ZM237 45H238V44H237ZM237 45H236V48L238 47ZM248 45H249V44H248ZM7 46H8V45L6 44V47H7ZM43 46H44V45H43ZM50 46H52V44H51ZM50 46H49V47H50ZM141 46H142V45H141ZM145 46H146V45H145ZM145 46H144V47H145ZM163 46H164V45H163ZM179 46H180L179 43H177V44H176V49H177ZM202 46H205V45H202ZM202 46H201V48H202ZM234 46H235V45H234ZM8 47H9V46H8ZM27 47H29V46H27ZM121 47H122V46H121ZM144 47H143V48H144ZM170 47H171V46H170ZM199 47H200V46H199ZM44 48H45V47H44ZM50 48H51V47H50ZM71 48H72V47H71ZM75 48H78V47H75ZM108 48H109V47H108ZM146 48H147V47H146ZM160 48H161V47H160ZM165 48H166V46H165ZM167 48H168V46H167ZM171 48H172V47H171ZM208 48H209V47H208ZM231 48H232V47H231ZM53 49H54V48H53ZM53 49H52V51H53ZM106 49H107V48H106ZM151 49H153V48H151ZM169 49H170V48H169ZM176 49L173 50V51H176ZM195 49H196V47H195ZM195 49H194V50H195ZM198 49H199V48H198ZM210 49H211V48H210ZM215 49H216V48H215ZM42 50H43V49H42ZM45 50H46V49H45ZM49 50H50V49H49ZM54 50H55V49H54ZM61 50H62V49H61ZM61 50H60V51H61ZM166 50H167V49H166ZM208 50H209V49H208ZM217 50H218V49H217ZM236 50H242V49H236ZM23 51H24V49H23ZM43 51H44V50H43ZM57 51H58V50H57ZM128 51H129V50H128ZM135 51H136V50H135ZM139 51H140V53H141V51H143V50H142V49H141V50L139 49ZM152 51H153V50H152ZM156 51H157V50H156ZM163 51H164V50H163ZM192 51H193V50H192ZM201 51H202V50H201ZM40 52H42V51H40ZM61 52H62V51H61ZM61 52H59V53H61ZM67 52H68V51H67ZM81 52H82V50H81ZM81 52H80V53H81ZM91 52H92V51H91ZM101 52H102V51H101ZM146 52H147V51H146ZM149 52H151V51L149 50ZM159 52H160V51H159ZM159 52H158V53H159ZM179 52H180V51H179ZM211 52H212V51H211ZM229 52H230V51H229ZM229 52H228V53H229ZM250 52H251V51H250ZM42 53H44V52H42ZM42 53H41V54H42ZM70 53H71V52H70ZM103 53H104V52H103ZM172 53H173V52H172ZM177 53H178V52H177ZM188 53H189V52H188ZM209 53H210V52H209ZM21 54H22V53H21ZM44 54H45V53H44ZM47 54H48V53H47ZM91 54H92V53H91ZM115 54H116V53H115ZM121 54H123V53H121ZM143 54H144V53H143ZM159 54H160V53H159ZM162 54H163V53H162ZM210 54H211V53H210ZM233 54H234V53H233ZM241 54H242V53H241ZM18 55H20V54H18ZM38 55H39V54H38ZM79 55H80V54H79ZM140 55H141V54H140ZM145 55H146V54H145ZM153 55H154V54H153ZM165 55H166V54H165ZM170 55H171V54H169V56H170ZM172 55H173V54H172ZM191 55H192V54H191ZM52 56H53V54H52ZM72 56H73V55H72ZM93 56H94V55H93ZM123 56H124V55H123ZM177 56H178V55H177ZM68 57H71V56H68ZM137 57H139V56H137ZM143 57H144V55H143ZM150 57H152V56H150ZM150 57H149V58H150ZM178 57H179V56H178ZM182 57H183V55H182ZM198 57H199V56H198ZM244 57L246 58V56H244ZM61 58H62V57H61ZM78 58H79V57H78ZM78 58H77V59H78ZM90 58H91V57H90ZM94 58H96V57H94ZM102 58H103V57H102ZM127 58H128V57H127ZM159 58H160V57H159ZM163 58H164V57H162L161 59H163ZM167 58H168V57H167ZM167 58H166V59H167ZM174 58H175V57H174ZM189 58H191V57H189ZM65 59H66V58H65ZM84 59H85V58H84ZM132 59H133V58H132ZM147 59H148V58H147ZM151 59H152V58H151ZM153 59H154V56H153ZM153 59H152V61H153L154 63H156V61L153 60ZM175 59H176V58H175ZM175 59H174V60H175ZM177 59H178V58H177ZM177 59H176V61H177ZM32 60H33V59H32ZM92 60H93V59H92ZM103 60H105V59H103ZM129 60H130V59H129ZM144 60H145V59H144ZM144 60H143V61H144ZM157 60H158V59H157ZM206 60H207V59H206ZM225 60H226V59H225ZM13 61L16 62L17 60H15V59H14V60L8 59L6 62L2 61V64H3V62H4V64H7L6 66L9 68V67H10L9 63H11V64H12V63H15V62H13ZM20 61H21V59H20ZM53 61H54L53 58L50 59V57H46V56H43V55H42L41 57H37V58H35V59L33 60V64H39V65L49 66V65H52V62H53ZM79 61H80V60H79ZM79 61H78V62H79ZM83 61H85V60H83ZM145 61H146V60H145ZM147 61H149V60H147ZM161 61H162V60H161ZM185 61H186V60H185ZM207 61H208V60H207ZM251 61H252V60H251ZM89 62H90V61H89ZM105 62H107V60H106ZM149 62H150V61H149ZM149 62H146V63H148V64H146L145 62H144V63H145V65H149V66H150ZM162 62H163V61H162ZM171 62H172V61H171ZM173 62H174V61H173ZM178 62H179V61H178ZM186 62H187L186 64L189 63L188 61H186ZM210 62H211V61H210ZM262 62H263V61H262ZM16 63H17V62H16ZM18 63H19V62H18ZM69 63H70V62H69ZM90 63H91V62H90ZM150 63H151V62H150ZM167 63H168V62H167ZM184 63H185V62H184ZM26 64H27V63H26ZM70 64H71V63H70ZM88 64H89V63H88ZM98 64H99V63H98ZM98 64H97V65H98ZM102 64H103V62H102ZM121 64H123V63H121ZM139 64H142V63H139ZM160 64H161V63H160ZM175 64H176V63H175ZM223 64L225 65L224 60H223ZM259 64H262V63L259 62ZM259 64H258V65H259ZM20 65H21L22 68H25V63H23V61H22V63H20ZM58 65H59V64H58ZM77 65H79V64H77ZM91 65H92V64H91ZM95 65H96V64H95ZM107 65H108V64H107ZM154 65H155V64H154ZM156 65H157V64H156ZM161 65H162V64H161ZM178 65H179V64H178ZM184 65H185V64H184ZM189 65H190V64H189ZM205 65H206V64H205ZM218 65H219V64H218ZM242 65H243V63H242ZM0 66H1V64H0ZM3 66L6 67L5 65H3ZM72 66H73V65H72ZM81 66H84V65H81ZM130 66H131V65H130ZM135 66H136V65H135ZM142 66H143V65H142ZM158 66H159V65H158ZM212 66H213V64H212ZM225 66H227V65H225ZM263 66H264V64L261 65V67H263ZM68 67H69V66H68ZM76 67H77V66H76ZM96 67H97V66H96ZM121 67H122V65H121ZM143 67H144V66H143ZM146 67H147V66H146ZM151 67H152V66H151ZM169 67H170V66L166 65V62H165V63H163V68L158 69V70H159L158 72L161 73V74H166V68H169ZM185 67H186V66H185ZM200 67H201V66H200ZM200 67H199V68H200ZM205 67H206V66H205ZM213 67H215V66H213ZM216 67H217V66H216ZM237 67H238V70H239V71L242 70L241 73H239V72L237 71L239 75H240V74H241V75H243V74H244V75H246V74L248 75V74L250 73V70H251L250 67H244L245 69H243V67H240L239 65H237ZM38 68H39V67H38ZM40 68H41V67H40ZM78 68H79V67H78ZM83 68H84V67H83ZM98 68H99V67H98ZM104 68H105V67H104ZM104 68H103V69H104ZM131 68H132V67H131ZM148 68H149V67H148ZM179 68H180V71H179V72H181V69H182L181 66H180ZM194 68H195V65H194ZM199 68H198V69H199ZM1 69H2V68H1ZM70 69H71V68H70ZM108 69H109V68H108ZM125 69H127V68H125ZM125 69H124V70H125ZM151 69H152V68H151ZM175 69H176V68H175ZM183 69H184V68H183ZM226 69H227V68H226ZM263 69H264V67H263ZM4 70H5V69H4ZM9 70H10V69H9ZM135 70L137 71L136 68H135ZM135 70H133V71H135ZM139 70H140V69H139ZM153 70H154V68H153ZM173 70H174V68H173ZM176 70H177V69H176ZM194 70H195V69H194ZM203 70H204V69H203ZM212 70H213V69H212ZM6 71H7V70H6ZM22 71H25V70H22ZM76 71H77V70H76ZM93 71H94V70H93ZM95 71H96V70H95ZM99 71H100V70H99ZM106 71H107V70H106ZM111 71H112V70H111ZM118 71H119V69H118ZM118 71H117V72H118ZM131 71H132V70H131ZM147 71H148V70H147ZM169 71H170V70H169ZM235 71H236V70H235ZM45 72H46V70H45ZM107 72H109V71H107ZM129 72H130V71H129ZM144 72H145V70H144ZM148 72H149V71H148ZM173 72H174V71H173ZM196 72H198V71H196ZM203 72H204V71H203ZM213 72H214V71H213ZM243 72H244V73H243ZM11 73H13V72H11ZM63 73H64V71H63ZM76 73H77V72H76ZM100 73H101V72H100ZM120 73H121V71H120ZM152 73H153V72H152ZM159 73H158V74H159ZM170 73H172V71H171ZM187 73H189V72H187ZM87 74H88V73H87ZM98 74H99V72H98ZM103 74H104V73H103ZM121 74H122V73H121ZM123 74L125 75V73H123ZM129 74H131V73H129ZM141 74H142V73H141ZM172 74H173V73H172ZM219 74H220V73H219ZM71 75H72V73H71ZM76 75L79 76L78 74H76ZM95 75H96V74H95ZM126 75H127V74H126ZM131 75H132V74H131ZM152 75H154V74H152ZM156 75H157V74H156ZM168 75H169V74H168ZM174 75H175V74H174ZM194 75H195V74H194V71H193V76H194ZM204 75H205V74H204ZM253 75H254V74H253ZM33 76H34V75H33ZM63 76H64V75H63ZM96 76H97V75H96ZM112 76H113V73H112ZM112 76H111V77H112ZM127 76H128V75H127ZM141 76H142V75H141ZM160 76H161V75H160ZM165 76H166V75H165ZM180 76H182V75H180ZM186 76H187V75H186ZM254 76H255V75H254ZM254 76H253V77H254ZM36 77H37V76H36ZM70 77H71V76H70ZM109 77H110V76H109ZM131 77H132V76H131ZM136 77H137V75H136ZM161 77L165 78L164 75L161 76ZM174 77H175V76H173V78H174ZM195 77H196V76H195ZM195 77H194V78H195ZM210 77H211V75H210ZM213 77H214V76H213ZM229 77H230V76H229ZM257 77H259V76H257ZM40 78H41V77H40ZM63 78H64V77H63ZM78 78H79V77H78ZM80 78H82V77H80ZM112 78H113V77H112ZM133 78H134V77H133ZM170 78H171V77H170ZM175 78H176V77H175ZM179 78H180V77H179ZM192 78H193V77H192ZM202 78H203V77H202ZM208 78H209V76H208ZM208 78H207V79H208ZM0 79H1V77H0ZM67 79H68V78H67ZM82 79H83V78H82ZM109 79H110V78H109ZM119 79H120V76H119ZM125 79H126V78H125ZM152 79H153V78H152ZM167 79H168V77H167ZM218 79H219V78H218ZM230 79H231V78H230ZM230 79H229V80H230ZM240 79H241V78H240ZM248 79H249V78H248ZM253 79H254V78H253ZM257 79H259V78H257ZM36 80H37V79H36ZM38 80H39V78H38ZM42 80H43V78H42ZM49 80H50V79H49ZM63 80H64V79H63ZM72 80H73V79H72ZM83 80H84V79H83ZM117 80H118V79H117ZM150 80H151V79H150ZM154 80H155V79H154ZM159 80L161 81V79H159ZM159 80H158V81H159ZM171 80H172V79H171ZM193 80H194V79H193ZM203 80H204V79H203ZM213 80H214V79H213ZM213 80L211 79V81H213ZM220 80H221V79H220ZM227 80H228V78H227ZM229 80H228V81H229ZM250 80H251V79H250ZM250 80H249L248 82H250ZM254 80H255V79H254ZM51 81H52V80H51ZM65 81H66V80H65ZM95 81H96V80H95ZM123 81H124V80H123ZM164 81H165V79H164ZM180 81H181V79H180ZM184 81H185V80H184ZM200 81H201V80H200ZM216 81H217V80H216ZM224 81H225V80H224ZM237 81H238V80H237ZM246 81H247V80H246ZM258 81H259V80H258ZM261 81H262V80H261ZM58 82H59V81H58ZM72 82H73V81H72ZM99 82H100V81H99ZM127 82H128V81H127ZM130 82H131V81H130ZM153 82H154V81H153ZM172 82H173V81H172ZM182 82H183V80H182ZM189 82H190V79H189ZM197 82H198V81H197ZM202 82H203V81H202ZM202 82H201V83H202ZM204 82H206V81L204 80ZM251 82H253V81H251ZM0 83H3V82H1V80H0ZM49 83H50V82H49ZM82 83H83V82H82ZM101 83H102V82H101ZM141 83H142V82H141ZM145 83H147V82H145ZM148 83H149V81H148ZM168 83H169V82H168ZM173 83H174V82H173ZM186 83H188V81H186ZM215 83H216V82H215ZM226 83H227V82H226ZM237 83H238V82H237ZM254 83H255V81H254ZM254 83H253V84H254ZM161 84H162V82H161ZM166 84H167V83H166ZM203 84H204V83H203ZM205 84H207V83H205ZM255 84H256V83H255ZM255 84H254V85H255ZM257 84H258V83H257ZM74 85H75V83H74ZM86 85H88V84H86ZM115 85H116V84H115ZM124 85H125V84H124ZM124 85H123V86H124ZM145 85H146V84H145ZM152 85H153V84H152ZM182 85H183V84H182ZM185 85H186V84H185ZM262 85H264V84H262ZM134 86H135V85H134ZM134 86H133V87H134ZM143 86H144V85H143ZM169 86H170V85H169ZM174 86H175V85H174ZM174 86H173V87H174ZM187 86H188V85H187ZM235 86H236V84H235ZM238 86H239V84H238ZM256 86H257V85H256ZM258 86L261 88L260 85H258ZM70 87H71V86H70ZM89 87H90V86H89ZM105 87H106V86H105ZM116 87H117V88L114 89V90H123V89H122V83H121V82H118ZM133 87H132V88H133ZM141 87H142V86H141ZM162 87H163V86H162ZM164 87H165V89H166V86H164ZM170 87H171V86H170ZM181 87H182V86H181ZM181 87H180V88H181ZM184 87H185V86H184ZM189 87H191L193 90H196V91L198 90V88H200V87H199V84H198V83H195V82H194V83H189ZM247 87H248V86H247ZM249 87H251V86H249ZM249 87H248V88H249ZM123 88H124V87H123ZM125 88H126V86H125ZM153 88H154V86H153ZM171 88H172V87H171ZM235 88H236V87H235ZM238 88H240V86H239ZM73 89H74V88H73ZM82 89H83V88H82ZM85 89H86V88H85ZM88 89H89V88H88ZM136 89H137V88H136ZM162 89H163V88H162ZM162 89H161V90H162ZM165 89H164V90H165ZM173 89H174V88H173ZM173 89H172V91H173ZM181 89H183V87H182ZM187 89H188V88H187ZM218 89H219V88H218ZM221 89H222V88H221ZM227 89H228V88H227ZM258 89H259V88H258ZM59 90H60V89H59ZM79 90H80V88H79ZM90 90H91V89H90ZM92 90H94V87H93ZM97 90H99V89H97ZM189 90H190V89H189ZM189 90H187V91L190 92ZM193 90H192V91H193ZM259 90H260V89H259ZM49 91H50V90H49ZM75 91H76V90H75ZM84 91H85V90H84ZM94 91H95V90H94ZM104 91L107 92V93H106V97H104V101H102L103 99H101L100 97H99V99H101L100 101H102V103H105V104H109V105H110V101H111V99H110V95H112V94H111V93H112V89H110V88H107V89H106V88H105ZM127 91H128V90H127ZM135 91H136V90H135ZM137 91H138V89H137ZM156 91H157V90H156ZM167 91H170V90H167ZM167 91H164V92H167ZM198 91H199V90H198ZM239 91H240V90H239ZM239 91H238V92H239ZM252 91H253V90H252ZM47 92H48V91H47ZM105 92H104V93H105ZM115 92H116V91H115ZM115 92H114V93H115ZM117 92H118V91H117ZM125 92H126V91H125ZM157 92H158V91H157ZM164 92H163V93H164ZM178 92H179V91H178ZM178 92H177V94L179 95ZM212 92H213V91H212ZM216 92H217V91H216ZM218 92H219V91H218ZM238 92H237V93H238ZM244 92H246V91L244 90ZM244 92L241 91L242 94H243ZM247 92H250V91H247ZM72 93H73V92H72ZM94 93H95V92H94ZM94 93H93V94H94ZM102 93H103V92H102ZM132 93H133V92H132ZM134 93H135V92H134ZM143 93H145V92H143ZM143 93H142V94H143ZM150 93H152V92H150ZM153 93H154V92H153ZM153 93H152V94H153ZM167 93H168V92H167ZM181 93H183V92H181ZM181 93H180V94H181ZM191 93H192V92H191ZM197 93H198V92H197ZM227 93H229V92H227ZM227 93H226V94H227ZM239 93H240V92H239ZM241 93H240V94H241ZM250 93H251V94H249V96H250V95L252 96V95H253L252 92H250ZM253 93H255V92L253 91ZM22 94H23V93H22ZM26 94H27V93H26ZM73 94H74V93H73ZM115 94H116V93H115ZM130 94H131V93H130ZM142 94H141V95H142ZM160 94H161V93H160ZM160 94H159V96H160ZM173 94H174V93H173ZM200 94H201V92H200ZM217 94H218V93H217ZM70 95H71V94H70ZM95 95H96V94H95ZM103 95H105V94H103ZM120 95H121V94H120ZM124 95H125V94H124ZM131 95H132V94H131ZM144 95H145V94H144ZM146 95H147V94H146ZM150 95H151V94H150ZM157 95H158V94H157ZM157 95H155V96H157ZM163 95H164V94H163ZM198 95H199V94H198ZM245 95H246V94H245ZM247 95H248V94H247ZM57 96H58V95H57ZM62 96H63V94H62ZM74 96L77 97L78 94H77V95L75 94ZM97 96H98V95H97ZM114 96H115V95H114ZM125 96H126V95H125ZM139 96H140V94H139ZM153 96H154V95H153ZM161 96H162V94H161ZM167 96H168V95H167ZM172 96H173V95H172ZM175 96H176V95H175ZM200 96H201V95H200ZM238 96H239V95H238ZM238 96H237V98H239ZM260 96H261V95H260ZM38 97H39V96H38ZM53 97H54V96H53ZM68 97H69V96H68ZM71 97H72V96H71ZM84 97H85V96H84ZM92 97H94V96H92ZM92 97H91V98H92ZM144 97H145V96H144ZM180 97H181V96H180ZM234 97H236V96L234 95ZM243 97H245V96H243ZM255 97H256V96H255ZM50 98H51V97H50ZM56 98H57V97H56ZM112 98H113V97H112ZM131 98L133 99V96H132ZM138 98H139V97H138ZM140 98H141V97H140ZM176 98H177V97H176ZM181 98H182V97H181ZM202 98H203V96H202ZM209 98H211V96H210ZM246 98H247V97H246ZM246 98H245V99H246ZM250 98H251V97H250ZM252 98H253V97H252ZM16 99H17V98H16ZM61 99H62V98H61ZM73 99H74V98H73ZM77 99H79V97H78ZM77 99H76V100H77ZM81 99H82V98H81ZM85 99H86V98H85ZM92 99H93V98H92ZM99 99H98V100H99ZM143 99H145V98H143ZM143 99H142V100H143ZM155 99H156V97H155L153 100H155ZM177 99H179V98H177ZM193 99H194V98H193ZM241 99H243V98L241 97L240 100H241ZM254 99H255V98H253V100H254ZM259 99H261V98H259ZM262 99H263V98H262ZM17 100H18V99H17ZM76 100H75V101H76ZM109 100H110V101H109ZM115 100H116V99H115ZM130 100H131V99H130ZM142 100H141V101H142ZM195 100H196V98H195ZM197 100H198V99H197ZM197 100H196V101H197ZM221 100H223V99H221ZM234 100H236V99L234 98ZM240 100H239V101H240ZM250 100H251V99H250ZM253 100H252V101H253ZM255 100H257V99H255ZM255 100H254V102H255ZM80 101H81V100H80ZM94 101H95V100H94ZM96 101H97V100H96ZM100 101H99V102H100ZM112 101H114V100H112ZM128 101H129V100H128ZM134 101H135V100H134ZM139 101H140V100H139ZM144 101H145V103H148L146 100H144ZM155 101H157V99H156ZM193 101H194V100H193ZM196 101H195V103H196ZM218 101H219V99H218ZM224 101H225V100H224ZM246 101H247V100H246ZM260 101H261V100H260ZM262 101H263V100H262ZM262 101H261L260 105L262 104ZM53 102H54V101H53ZM58 102L60 103V101H58ZM68 102H69V101H68ZM72 102H73V101H72ZM78 102H79V100H78ZM91 102L93 103V101H91ZM117 102H118V101H117ZM163 102H164V101H163ZM178 102H179V101H178ZM180 102H181V101H180ZM213 102H214V101H213ZM234 102H235V101H234ZM237 102H238V99H237ZM247 102H248V101H247ZM256 102H257V101H256ZM258 102H259V101H258ZM35 103H36V102H35ZM70 103H71V100H70ZM70 103H69V104H70ZM83 103H84V102H83ZM94 103H96V102H94ZM94 103H93V104H94ZM111 103H112V102H111ZM124 103H125V102H124ZM139 103H140V102H139ZM143 103H144V102H143ZM143 103H142V104H143ZM165 103H166V102H164V105H165ZM171 103H172V102H171ZM176 103H177V102H176ZM199 103H200V102H199ZM239 103H240V102H239ZM250 103H251V101H250ZM57 104H58V103H57ZM57 104H56V105H57ZM61 104H62V103H61ZM97 104H98V103H97ZM105 104H104V105H105ZM112 104H113V103H112ZM112 104H111V105H112ZM122 104H123V103H122ZM126 104H127V102H126ZM130 104H131V103H130ZM140 104H141V103H140ZM174 104H175V103H174ZM197 104H198V103H197ZM200 104H201V103H200ZM202 104H203V103H202ZM212 104H213V103H212ZM236 104H238V103H236ZM244 104H245V103H244ZM25 105H26V104H25ZM27 105H28V104H27ZM29 105H30V104H29ZM65 105H66V103H65ZM73 105H74V104H73ZM102 105H103V104H101V105L99 104L98 106L101 107ZM145 105H146V104H145ZM185 105H186V104H185ZM185 105H184V106H185ZM194 105H195V104H194ZM198 105H199V104H198ZM220 105H221V104H220ZM220 105H219V106H220ZM260 105H259V106H260ZM262 105H263V104H262ZM262 105H261V106H262ZM52 106H53V105H52ZM70 106H71V105H70ZM86 106H88V105H86ZM91 106H92V105H91ZM91 106H90V107H91ZM96 106H97V105H96ZM112 106H113V105H112ZM112 106H110V107H112ZM118 106H121V105L118 104ZM130 106H131V105H130ZM167 106H168V105H167ZM167 106H166V107H167ZM203 106H204V105H203ZM213 106H214V105H213ZM231 106H232V105H231ZM238 106H239V105H238ZM241 106H242V103H240V108H241ZM243 106H244V105H243ZM259 106H257V107H259ZM29 107H30V106H29ZM36 107H37V106H36ZM67 107H68V106H67ZM80 107H81V106H80ZM93 107L95 108V106H93ZM93 107H91V109H92ZM107 107H108V105H107ZM110 107H109V108H110ZM121 107H122V106H121ZM132 107H133V106H132ZM132 107H131V108H132ZM174 107H175V106H174ZM179 107H180V106H179ZM220 107H222V106H220ZM234 107H236V106H234ZM37 108H38V107H37ZM60 108H62V107H60ZM60 108H58V109H60ZM72 108H73V107H72ZM75 108H76V106H75ZM87 108H89V106H88ZM94 108L92 109L93 112H94ZM97 108H98V107H97ZM105 108H106V107H105ZM122 108H123V107H122ZM160 108H162V107H160ZM172 108H173V107H172ZM187 108H188V107H187ZM190 108H191V107H190ZM246 108H249V110H251L252 112H255V111L258 112V111H259L260 114L262 115V116H261L262 121L264 122V111H262V113H261V110H259L260 107L258 108V111H257V110H255V109H256V105H254V104H253V105H247V103H246ZM246 108H245V109H246ZM29 109H30V108H29ZM42 109H43V108H42ZM50 109H51V108H50ZM50 109H49V110H50ZM80 109H81V108H80ZM99 109H100V108H99ZM101 109H103V108L101 107ZM107 109H108V108H107ZM129 109H130V108H129ZM168 109H169V108H168ZM180 109H181V108H180ZM191 109L193 110V108H191ZM195 109H196V107H195ZM199 109H200V108H199ZM199 109H198V110H199ZM223 109H224V108H223ZM263 109H264V108H263ZM263 109H262V110H263ZM33 110H34V109H33ZM43 110H45V109H43ZM43 110H42V111H43ZM62 110H64V109H62ZM65 110L68 111L67 109H65ZM65 110H64V111H65ZM72 110H73V109H72ZM74 110H75V109H74ZM95 110H96V109H95ZM109 110H110V109H109ZM140 110H141V109H139V111H140ZM189 110H190V109H189ZM189 110H188V111H189ZM249 110H248V111H249ZM51 111H53V109H52ZM66 111H65V112H66ZM77 111H78V110H77ZM101 111H102V110H101ZM106 111H108V110H106ZM117 111H118V109H117ZM125 111H126V110H125ZM127 111H128V110H127ZM129 111H131V110H129ZM158 111H159V109H158ZM166 111H167V110H166ZM170 111H171V110H170ZM188 111H187V112H188ZM220 111H221V110H220ZM223 111H224V110H223ZM238 111H239V110H238ZM19 112H20V111H19ZM32 112H33V111H32ZM43 112H44V111H43ZM46 112H48V110H47ZM55 112H56V111H55ZM61 112H62V111H61ZM75 112H76V111H75ZM102 112H103V111H102ZM114 112H115V111H114ZM133 112H134V111H133ZM133 112H131V113H133ZM141 112H142V111H141ZM162 112H164V111H162ZM181 112H182V111H181ZM187 112H186V113H187ZM199 112H200V111H199ZM212 112L214 113V111H212ZM227 112H228V111H227ZM259 112H258V113H259ZM22 113H23V112H22ZM49 113H50V112H49ZM51 113H52V112H51ZM62 113H63V112H62ZM88 113H89V110H88ZM96 113H97V110H96ZM126 113H127V112H126ZM150 113H152V114H154V115L157 116V113L154 112L153 109H151V112H150ZM179 113H180V112H179ZM184 113H185V112H184ZM191 113H192V112H191ZM191 113H190V114H191ZM201 113H202V112H201ZM203 113H204V114H208L209 112H207V111L204 112V111H203ZM245 113H246V112H245ZM248 113H250V112H248ZM43 114H44V113H43ZM52 114H53V113H52ZM56 114H57V113H56ZM92 114H94V113H92ZM100 114H101V113H99V115H100ZM110 114H111V113H110ZM116 114H117V113H116ZM123 114H125V112H124ZM136 114H138V113H136ZM164 114H165V112H164ZM197 114H198V113H197ZM222 114H223V113H222ZM222 114H220V115H222ZM243 114H244V112H243ZM47 115H48V114H47ZM65 115H66V114H65ZM75 115H76V114H75ZM83 115H84V114H83ZM89 115H90V113H89ZM101 115H102V114H101ZM127 115H128V114H127ZM147 115H148V114H147ZM149 115H150V114H149ZM169 115H170V114H169ZM188 115H189V114H188ZM202 115H203V114H202ZM202 115H201V116H202ZM223 115H224V114H223ZM223 115H222V116H223ZM225 115H228V116H224L225 118L223 117V118H224L223 122L226 121V120H228L230 123H232V122H236V119L238 118V114H236V112H235V113H234V112H230V113H228V114L226 113ZM256 115H257V114H256ZM23 116H24V115H23ZM35 116H36V115H35ZM35 116H34V117H35ZM41 116H42V115H41ZM56 116H57V115H56ZM87 116H88V115H87ZM87 116H86V117H87ZM91 116H92V115H91ZM95 116H96V115H95ZM106 116H107V115H106ZM113 116H114V114H113ZM128 116H130V114H129ZM128 116H127L126 118H128ZM132 116H133V115H132ZM137 116H138V115H137ZM170 116H171V115H170ZM170 116H169V117H170ZM172 116H173V115H172ZM185 116H186V115H185ZM192 116H193V115H192ZM204 116H205V115H204ZM204 116H203V117H204ZM39 117H40V115H39ZM39 117H38V118H39ZM54 117H55V116H54ZM54 117H53V118H54ZM99 117H100V116H99ZM104 117H105V116H104ZM108 117H109V116H108ZM124 117H125V116H124ZM148 117H149V116H148ZM150 117H151V116H150ZM150 117H149V118H150ZM163 117H164V116H163ZM196 117H197V116H196ZM196 117H195V118H196ZM199 117H200V115H199ZM241 117H242V116H241ZM241 117H240V118H241ZM259 117H260V115H259ZM35 118H36V117H35ZM47 118H48V117L46 116L45 119H47ZM50 118H51V117H50ZM62 118H63V117H62ZM70 118H71V117H70ZM91 118H92V117H91ZM94 118H95V117H94ZM105 118H106V117H105ZM110 118H111V117H110ZM114 118H115V117H114ZM131 118H133V117H130V119H131ZM138 118H139V116H138ZM138 118H137V119H138ZM143 118H144V117H143ZM152 118H153V117H152ZM158 118H159V117H158ZM181 118H182V117H181ZM186 118H187V117H186ZM197 118H198V117H197ZM215 118H216V117H215ZM243 118H246V121H247L248 123H249V122L253 123V124H254V127H255V125L260 126V127H258V129L260 128V130H259V133H260V136H259V137H260V141H261V142L264 141V125H260V123H261V124H264V123H263L261 120H260L261 122H259V118H258V119H256V118H252L251 115H250V114H247V113L243 115ZM63 119H65V117H64ZM77 119H78V118H77ZM84 119H85V118H84ZM95 119L98 121L97 118H95ZM155 119H156V118H155ZM170 119H171V118H170ZM174 119H175V118H174ZM192 119H193V118H192ZM50 120H52V119H50ZM75 120H76V119H75ZM101 120H102V118H101ZM103 120H104V119H103ZM118 120H119V119H118ZM121 120H123V119H121ZM121 120H120V121H121ZM133 120H134V119H133ZM133 120H132V121H133ZM139 120H140V118H139ZM194 120H195V119H193V121H194ZM196 120L198 121V119H196ZM200 120H201V119H200ZM203 120H204V119H203ZM218 120H220V119L218 118ZM30 121H31V119H30ZM44 121H45V120H44ZM47 121H48V120H47ZM68 121H69V120H68ZM77 121H78V120H77ZM88 121H89V120H88ZM97 121H96V122H97ZM137 121H138V120H137ZM140 121H141V120H140ZM167 121H168V120H167ZM181 121H182V120H181ZM186 121H187V120H186ZM186 121H185V122H186ZM197 121H196V124H197ZM210 121H211V120H210ZM246 121H245V122H246ZM31 122H32V121H31ZM53 122H55L54 119H53ZM53 122H52L51 124H53ZM57 122H58V121H57ZM65 122H66V121H65ZM70 122H71V121H70ZM75 122H76V121H75ZM81 122H82V120H81ZM81 122H79V123L81 124ZM86 122H87V121H86ZM89 122H90V121H89ZM99 122H100V121H99ZM115 122H116V121H115ZM138 122H139V121H138ZM148 122H149V121H148ZM175 122H177V120H176ZM190 122H191V119H190ZM62 123H63V122H61V124H62ZM100 123H102V122H100ZM142 123H143V122H142ZM173 123H174V122H173ZM173 123H172V120H171V124H173ZM180 123H181V122H180ZM188 123H189V122H188ZM192 123H193V122H192ZM201 123H202V122H201ZM207 123H208V122H207ZM213 123H214V122H213ZM213 123H212V124H213ZM54 124H55V123H54ZM71 124H72V122H71ZM76 124H77V123H76ZM88 124H89V123H88ZM93 124H94V123H93ZM126 124H127V122H126ZM126 124H125V125H126ZM128 124H129V123H128ZM140 124H141V122H140ZM146 124H147V123H146ZM149 124H150V123H149ZM157 124H158V122H157ZM171 124H170V125H171ZM181 124H183V122H182ZM224 124H225V123H224ZM243 124H246V123H242V125H243ZM249 124H250V123H249ZM58 125H59V124H58ZM78 125H79V124H78ZM95 125H96V124H94V126H95ZM100 125H101V124H100ZM115 125H116V124H115ZM118 125H119V124H118ZM137 125H138V123H137ZM143 125H144V124H143ZM158 125H160V123H159ZM177 125H178V124H177ZM191 125H192V124H191ZM203 125H205V124H203ZM217 125H218V124H217ZM226 125H227V124H226ZM51 126H52V125H51ZM72 126H73V125H72ZM96 126H98V125H96ZM96 126H95V127H96ZM105 126H106V125H105ZM107 126H108V122H107ZM116 126H117V125H116ZM123 126H124V125H123ZM133 126H134V125H133ZM154 126H156V124H155ZM172 126H173V125H172ZM183 126H184V125H183ZM188 126H190V125H188ZM194 126H195V125H194ZM211 126H212V125H211ZM230 126H231V125H230ZM235 126H236V125H235ZM249 126H251V125H249ZM37 127H38V126H37ZM63 127H65V126H63ZM70 127H71V125H70ZM83 127H84V126H83ZM88 127L91 128L92 125H91V126L89 125ZM112 127H113V124H112ZM125 127H126V126H125ZM174 127H175V126H174ZM178 127H179V126H178ZM185 127H186V126H185ZM185 127H184V128H185ZM191 127H192V126H191ZM191 127H190V128H191ZM213 127H214V125H213ZM217 127H218V129H219V126H217ZM221 127H222V125L220 126V128H221ZM243 127H245V126H243ZM55 128H56V127H55ZM65 128H66V127H65ZM76 128H77V127H76ZM85 128H86V127H85ZM85 128H84V129H85ZM90 128L88 129L89 131H90ZM100 128H102V127L100 126ZM107 128H108V127H107ZM131 128H132V127H131ZM136 128H138V127H136ZM147 128H149V127H147ZM147 128H146V129H147ZM155 128H156V127H155ZM159 128H160V127H159ZM168 128H169V127H168ZM179 128H180V127H179ZM187 128L190 129L189 127H187ZM192 128H193V127H192ZM198 128H199V127H198ZM215 128H216V127H215ZM251 128H252V127H251ZM33 129H34V128H33ZM63 129H64V128H63ZM72 129H73V128H71V130H72ZM97 129H98V128H97ZM123 129H124V128H123ZM138 129H139V128H138ZM143 129H144V128H143ZM199 129H200V128H199ZM203 129H204V128H203ZM213 129H214V128H213ZM218 129H217V130H218ZM222 129H223V130H218V131L216 130V131L225 134L227 131H229V125H228V126H225V127L222 128ZM234 129H236V128H234ZM234 129H233V130H234ZM258 129H255V130H258ZM41 130H42V129H41ZM45 130H46V127H45ZM59 130H60V129H59ZM59 130H58V132H59ZM61 130H62V129H61ZM64 130H65V129H64ZM78 130H79V129H78ZM91 130H92V129H91ZM112 130H114V129H112ZM120 130H121V128H120ZM120 130H119V131H120ZM131 130H132V129H131ZM169 130H170V128H169ZM175 130H176V129H175ZM184 130H185V129H184ZM197 130H198V129H197ZM206 130H207V129H206ZM13 131H14V130H13ZM26 131H27V130H26ZM34 131H35V130H34ZM42 131H43V130H42ZM46 131H47V130H46ZM48 131H49V130H48ZM62 131H63V130H62ZM80 131H82V130H80ZM101 131H102V130H101ZM106 131H107V130H106ZM117 131H118V128H117ZM127 131H128V130H127ZM142 131H143V130H142ZM187 131H188V130H187ZM248 131H249V130H248ZM27 132H28V131H27ZM27 132H26V133H27ZM30 132H31V130H30ZM43 132H44V131H43ZM72 132H73V131H71V133H72ZM136 132H137V131H136ZM146 132H149V130H148V131L146 130ZM158 132H159V131H157V133H158ZM194 132H195V131H194ZM198 132H199V130H198ZM209 132H210V131H209ZM236 132H237V130H236ZM253 132H254V131H253ZM34 133H35V132H34ZM47 133H48V132H47ZM52 133H53V132H52ZM56 133H57V132H56ZM102 133H103V131H102ZM106 133H107V132H106ZM106 133H104V134H106ZM129 133H130V132H129ZM178 133H179V132H178ZM231 133H232V132H231ZM233 133H234V132H233ZM243 133H244V131H243ZM245 133H246V132H245ZM254 133H255V132H254ZM42 134H43V133H42ZM48 134H49V133H48ZM54 134H55V132H54ZM63 134H64V133H63ZM65 134H66V133H65ZM83 134H84V133H83ZM100 134H101V133H100ZM114 134H115V133H114ZM132 134H133V133H132ZM159 134H160V133H159ZM179 134H181V133H179ZM179 134H178V135H179ZM196 134H198V133L196 132ZM255 134H256V133H255ZM102 135H103V134H102ZM109 135H110V134H109ZM109 135H108V136H109ZM112 135H113V133H112ZM120 135H121V134H120ZM137 135H138V134H137ZM170 135H171V134H170ZM172 135H173V134H172ZM175 135H176V133H175ZM194 135H195V134H194ZM206 135H207V133H206ZM227 135H228V133H227ZM245 135H246V134H245ZM253 135H254V134H253ZM56 136H57V135H56ZM87 136H88V135H87ZM92 136H93V135H92ZM94 136H95V135H94ZM97 136H98V134H97ZM103 136H104V135H103ZM114 136H115V135H114ZM114 136H113V137H114ZM118 136H119V135H118ZM122 136H125V134L122 133V135H121L120 138H122ZM166 136H167V135H166ZM189 136H190V135H189ZM215 136H216V135H215ZM229 136H231L230 133H229ZM58 137H59V135H58ZM64 137H65V136H64ZM99 137H100V136H99ZM109 137H110V136H109ZM109 137H108V138H109ZM127 137H128V136H127ZM167 137H168V136H167ZM175 137H177V136H174V139H175ZM178 137H179V136H178ZM181 137H182V136H181ZM191 137H192V136H191ZM196 137H197V136H196ZM199 137H200V136H198V138H199ZM203 137H204V135H203ZM210 137H211V136H210ZM235 137H236V136H235ZM245 137H248V135L245 136ZM245 137H244V138H245ZM251 137H254V136H251ZM256 137H257V136H256ZM46 138H47V137H46ZM50 138H52V137H50ZM79 138H80V137H79ZM82 138H83V137H82ZM91 138H92V137H91ZM96 138H97V137H96ZM130 138H131V137H130ZM130 138L128 137V139H129L128 142L130 141ZM179 138H180V137H179ZM188 138H189V137H188ZM215 138H216V137H215ZM217 138H218V137H217ZM219 138H220V137H219ZM232 138H233V137H232ZM238 138H239V139H240V138L243 139V135H242L241 137H238ZM43 139H44V138H43ZM53 139H54V138H53ZM104 139H105V138H104ZM106 139H107V138H106ZM116 139H119V137H116ZM153 139H154V138H153ZM153 139H152V140H153ZM167 139H168V138H167ZM171 139H172V138H171ZM190 139H191V138H190ZM202 139H203V138H202ZM221 139H222V138H221ZM226 139H227V138H226ZM233 139H234V138H233ZM239 139H238V140H239ZM250 139H251V138H250ZM79 140H81V139H79ZM91 140H92V139H91ZM95 140H96V139H95ZM100 140H101V139H100ZM102 140H103V139H102ZM109 140H110V139H109ZM109 140H108V141H109ZM132 140H133V139H132ZM144 140H145V139H144ZM154 140H155V139H154ZM154 140H153V141H154ZM199 140H201V139H199ZM209 140H210V139H209ZM211 140H213V139H211ZM243 140H244V139H243ZM251 140H252V139H251ZM255 140H256V139H254V141H255ZM13 141H14V139H13ZM22 141H23V140H22ZM40 141H41V140H40ZM53 141H54V140H53ZM61 141H62V140H61ZM82 141H83V140H82ZM123 141H124V140H123ZM146 141H147V140H146ZM164 141H165V140H164ZM164 141H163V142H164ZM166 141H167V140H166ZM179 141H181V140H179ZM183 141H184V140H183ZM188 141H189V140H188ZM193 141H194V140H193ZM202 141H203V140H202ZM204 141L206 142V141H208V140H204ZM216 141H217V140H216ZM234 141H235V139H234ZM246 141H247V139H246ZM248 141L250 142L249 138H248ZM257 141H258V140H257ZM9 142H10V141H9ZM14 142H15V141H14ZM26 142H27V141H26ZM41 142H42V141H41ZM54 142H55V141H54ZM54 142H53V143H54ZM56 142H57V141H56ZM62 142H63V141H62ZM72 142H73V141H72ZM84 142H85V141H84ZM90 142H91V141H90ZM119 142H120V141H119ZM131 142H132V141H131ZM154 142H155V141H154ZM232 142H233V141H232ZM251 142H253V141H251ZM251 142H250V143H251ZM43 143H44V141H43ZM51 143H52V141H51ZM70 143H71V142H70ZM77 143H78V142H77ZM88 143H89V142H88ZM101 143H102V141H101ZM101 143H100V144H101ZM142 143H143V142H142ZM152 143H153V142H152ZM161 143H162V141H161ZM161 143H160V144H161ZM164 143H165V142H164ZM175 143H176V142H175ZM180 143H181V142H180ZM183 143L186 144L185 141H184ZM189 143H190V142H189ZM197 143H198V141H197ZM201 143H202V142H201ZM207 143H208V142H207ZM211 143H212V141H211ZM216 143H217V142H216ZM239 143H240V142H239ZM244 143H245V142H244ZM244 143H243L242 145H245ZM246 143H247V142H246ZM254 143H255V142H254ZM38 144H39V142H38ZM41 144H42V143H41ZM41 144H40V145H41ZM57 144H58V143H57ZM59 144H60V143H59ZM89 144H90V143H89ZM136 144H137V143H136ZM190 144H191V143H190ZM209 144H210V143H209ZM213 144H215V143H213ZM213 144H211V145L213 146ZM217 144H218V143H217ZM228 144H229V143H228ZM235 144H236V143H235ZM255 144H256V143H255ZM255 144H254V146H255ZM258 144H259V143H258ZM260 144H261V143H260ZM44 145H45V144H44ZM46 145H47V144H46ZM53 145H55V144H53ZM86 145H87V144H86ZM125 145H126V144H125ZM130 145H132V144H130ZM147 145H148V144H147ZM155 145H156V144H155ZM155 145H154V146H155ZM164 145H165V144H164ZM166 145H167V144H166ZM169 145H170V144H169ZM193 145H194V144H193ZM205 145H206V144H205ZM219 145H220V144H219ZM231 145H232V143H231ZM256 145H257V144H256ZM66 146H67V145H66ZM104 146H105V145H104ZM110 146H111V144H110ZM110 146H109V147H110ZM136 146H137V145H136ZM185 146H186V145H185ZM191 146H192V145H191ZM200 146H202V144H201ZM206 146H207V145H206ZM212 146H211V147H212ZM221 146H222V145H221ZM236 146H237V145H236ZM238 146H239V145H238ZM260 146H261V145H260ZM109 147H108V148H109ZM113 147H114V146H113ZM137 147H138V146H137ZM157 147H158V146H157ZM167 147H168V146H167ZM183 147H184V146H183ZM208 147L211 148L210 146H207V148H208ZM215 147H216V145H215ZM223 147H224V145H223ZM227 147H228V146H227ZM227 147H226V148H227ZM233 147H234V146H233ZM245 147H247V146H245ZM245 147H244V148H245ZM45 148L48 149L47 147H45ZM53 148H54V147H53ZM61 148H62V147H61ZM129 148H130V147H129ZM132 148H133V147H132ZM142 148H143V147H142ZM142 148H141V149H142ZM149 148H150V147H149ZM161 148H163V147L161 146ZM165 148H166V147H165ZM178 148H179V147H178ZM180 148H181V147H180ZM185 148L187 149V147H185ZM199 148H200V147H198V149H199ZM217 148H220V147H217ZM221 148H222V147H221ZM230 148H231V146H230ZM239 148H241V147H239ZM248 148H249V147H248ZM251 148H253V147H251ZM251 148H250V149H251ZM49 149H50V146H49ZM105 149H106V148H105ZM130 149H131V148H130ZM139 149H140V148H139ZM157 149H158V148H157ZM174 149H175V148H174ZM174 149H173V150H174ZM183 149H184V148H183ZM188 149H189V148H188ZM191 149H193V148H190L189 150H191ZM235 149H236V148H235ZM237 149H238V148H237ZM254 149H255V148H254ZM254 149H253V150H254ZM256 149H257V147H256ZM258 149H259V145H258ZM3 150H4V149H3ZM41 150H43V149H41ZM121 150H122V152H123V149H121ZM127 150H128V149H127ZM151 150H152V148H151ZM204 150H205V149H204ZM204 150H203V151H204ZM210 150H211V149H210ZM214 150L216 151V148H214ZM219 150H220V149H219ZM225 150H227V149H225ZM238 150H240V149H238ZM247 150H248V149H247ZM251 150H252V149H251ZM259 150H260V149H259ZM53 151H54V150H53ZM125 151H126V150H125ZM142 151H143V150H142ZM157 151H158V150H157ZM176 151H177V150H176ZM198 151H199V150H198ZM227 151H228V155L230 156V154H229V153H230V150H227ZM231 151H232V150H231ZM233 151H234V150H233ZM236 151H237V150H236ZM255 151H256V150H255ZM68 152H69V151H68ZM70 152H71V151H70ZM116 152H117V151H116ZM138 152H139V151H138ZM144 152H145V150H144ZM144 152H143V153H144ZM158 152H159V151H158ZM174 152H175V151H174ZM193 152H194V151H193ZM207 152H208V150H207ZM209 152H210V151H209ZM213 152H214V151H213ZM216 152H217V151H216ZM221 152H222V151H221ZM234 152H235V151H234ZM234 152H233V153H234ZM239 152H240V151H239ZM246 152H247V151H246ZM25 153H26V152H25ZM39 153H40V152H39ZM41 153H42V151H41ZM44 153H45V151H44ZM50 153H51V152H50ZM56 153H57V152H56ZM89 153H90V149H89ZM102 153H103V152H102ZM109 153H110V152H109ZM112 153H113V152H112ZM147 153H148V152H147ZM152 153H153V152H152ZM152 153H151V154H152ZM159 153H160V152H159ZM163 153L165 154L166 152L163 150ZM190 153H191V152H190ZM204 153H206V152H204ZM211 153H212V152H210V153H208V154L211 155ZM233 153H232V154H233ZM235 153H236V152H235ZM242 153H243V152H242ZM248 153H249V151H248ZM250 153H251V151H250ZM250 153H249V154H250ZM59 154H60V153H59ZM69 154H70V153H69ZM69 154H67V155H69ZM87 154H88V153H87ZM139 154H140V153H139ZM139 154H138V155H139ZM161 154H162V153H161ZM176 154H177V152H176ZM182 154H183V153H182ZM226 154H227V153H226ZM232 154H231V155H232ZM243 154H244V153H243ZM256 154H257V153H255V154H253V155L255 156ZM9 155H10V152H9ZM38 155H39V154H38ZM50 155H51V154H50ZM52 155H53V154H52ZM56 155H58V154H56ZM63 155H64V153H63ZM72 155H73V154H72ZM72 155H70V156H72ZM82 155H83V153H82ZM91 155H92V154H91ZM102 155H103V154H102ZM104 155H105V153H104ZM104 155H103V156H104ZM107 155H108V154H107ZM112 155H113V154H112ZM141 155L143 156V154H141ZM141 155H140V156H141ZM191 155H192V154H191ZM200 155H201V154H200ZM217 155H218V153H217ZM219 155H220V154H219ZM234 155H235V154H234ZM253 155H252V158H253ZM260 155H261V154H260ZM262 155H263V154H262ZM10 156H11V155H10ZM12 156H13V155H12ZM28 156H29V155H28ZM32 156H33V155H32ZM47 156H48V153H47ZM60 156H61V155H60ZM60 156H59V159H60ZM87 156H88V155H87ZM87 156H85V157H87ZM109 156H110V155H109ZM135 156H136V154H135ZM158 156H159V155H158ZM170 156H171V155H170ZM211 156H213V155H211ZM229 156H228V157H229ZM241 156H244V155H241ZM249 156H251V154H250ZM256 156H257V155H256ZM48 157H49V156H48ZM64 157H65V156H64ZM68 157H69V156H68ZM110 157H111V156H110ZM151 157H152V155H151ZM156 157H157V156H156ZM168 157H169V156H168ZM191 157H193V156H191ZM196 157H197V156H196ZM209 157H210V156H209ZM215 157H216V156H215ZM218 157L220 158L221 156H218ZM231 157H232V156H230V158H231ZM246 157H247V156H246ZM40 158H41V157H40ZM40 158H39V160H41ZM51 158L53 159V157H51ZM99 158H100V156H99ZM117 158H118V157H117ZM117 158H116V159H117ZM153 158H154V157H153ZM159 158H160V156H159ZM162 158H163V157H162ZM177 158H178V157H177ZM198 158H199V157H198ZM219 158H218V159H219ZM238 158H239V157H238ZM240 158H241V157H240ZM2 159H3V157H2ZM4 159H5V158H4ZM65 159H66V158H65ZM67 159H68V158H67ZM88 159H89V158H88ZM100 159H101V158H100ZM107 159H108V158H107ZM150 159H151V158H150ZM189 159H190V158H189ZM194 159H196V158H194ZM203 159H204V158H203ZM214 159H215V158H214ZM216 159H217V158H216ZM243 159H244V158H243ZM248 159H250V157H249ZM253 159H254V158H253ZM42 160H43V159H42ZM56 160H57V158H56ZM103 160H104V159H103ZM125 160H126V159H125ZM135 160H136V159H135ZM147 160H148V159H147ZM154 160H155V159H154ZM181 160H182V159H181ZM225 160H226V159H225ZM233 160H234V159H233ZM246 160H247V158H246ZM246 160L244 161V164H245V163H248V161L246 162ZM251 160H252V159H251ZM258 160H259V159H258ZM37 161H38V160H37ZM37 161H36V162H37ZM99 161H100V160H99ZM101 161H102V160H101ZM105 161H106V158H105ZM109 161H110V160H109ZM115 161H116V160H115ZM126 161H127V160H126ZM152 161H153V160H152ZM157 161H158V160H157ZM194 161H195V160H194ZM218 161H219V160H218ZM218 161H217V162H218ZM231 161H232V159H231ZM249 161H250V160H249ZM42 162H43V161H42ZM55 162H56V161H55ZM88 162H89V161H88ZM102 162H103V161H102ZM107 162H108V161H107ZM128 162H129V161H128ZM196 162H197V161H196ZM198 162H199V161H198ZM220 162H221V161H220ZM239 162H243V161H239V160H238V163H239ZM251 162H252V161H251ZM257 162H258V161H257ZM259 162H261V160H259ZM37 163H38V162H37ZM40 163H41V162H40ZM40 163H38V164H40ZM97 163H98V162H97ZM97 163H96V164H97ZM154 163H155V162H154ZM179 163H180V162H179ZM190 163H191V162H190ZM200 163H201V162H200ZM214 163H216V162H214ZM262 163H263V162H262ZM262 163H260V164H258V165H261ZM49 164H50V163H49ZM99 164H100V163H99ZM108 164H109V163H108ZM128 164H129V163H128ZM147 164H148V162H147ZM183 164H184V163H183ZM205 164L208 165V163H205ZM205 164H203V165H205ZM239 164H241V163H239ZM263 164H264V163H263ZM3 165H4V164H3ZM20 165H21V163H20ZM42 165H43V164H42ZM54 165L57 166L56 164H54ZM54 165H52V167H54ZM105 165H106V164H105ZM115 165H116V164H115ZM159 165H160V163H159ZM201 165H202V164H201ZM216 165L218 166V164H216ZM230 165H231V162L229 163V162L226 161V163H224L223 166H225L226 169H228V168H230ZM251 165H252V164H251ZM253 165H254V164H253ZM256 165H257V164H256ZM5 166H6V165H5ZM40 166H41V165H40ZM50 166H51V164H50ZM102 166H103V165H102ZM102 166H101L102 170H103V168L105 169V167H104V166L102 167ZM120 166H121V165H120ZM154 166H155V165H154ZM161 166H162V165H161ZM165 166H166V164H165ZM192 166H193V164H192ZM205 166H206V165H205ZM205 166H204V168H205ZM209 166H210V164H209ZM240 166H241V165H239V167H240ZM26 167H27V166H26ZM36 167H37V166H36ZM42 167H43V166H42ZM90 167H94V166H91V165H90ZM107 167H108V165H107ZM109 167H110V166H109ZM122 167H123V166H122ZM144 167H145V166H144ZM187 167H188V166H187ZM193 167L195 168V166H193ZM248 167H249V166H248ZM8 168H9V167H8ZM24 168H25V167H24ZM39 168H40V167H39ZM50 168H51V167H50ZM95 168H96V167H95ZM110 168H111V167H110ZM135 168H137V167H135ZM173 168H174V167H173ZM200 168H201V167H200ZM200 168H199V169H200ZM218 168H219V167H218ZM221 168H222V167H221ZM240 168H241V167H240ZM243 168H244V167H243ZM249 168H250V167H249ZM249 168H248V169H249ZM25 169L27 170V168H25ZM25 169H24V171H26ZM59 169H60V168H59ZM77 169H78V168H77ZM88 169H89V168H88ZM93 169H94V168H93ZM99 169H100V167H99ZM124 169H125V168H124ZM129 169H130V168H129ZM142 169H143V168H142ZM179 169H180V168H179ZM231 169H232V168H231ZM244 169H246V164H245V168H244ZM251 169H252V166H251ZM261 169H263V168H261ZM35 170H36V168H35ZM41 170H42V169H41ZM100 170H101V169H100ZM132 170H133V169H132ZM156 170H157V169H156ZM173 170H174V169H173ZM181 170H182V169H181ZM188 170H189V169H188ZM193 170H194V169H193ZM207 170H208V169H207ZM223 170H224V169H223ZM236 170H237V169H236ZM255 170H256V169H255ZM257 170H258V169H257ZM5 171H6V170H5ZM22 171H23V169H22ZM30 171H31V170H30ZM50 171H51V170H50ZM90 171H91V170H90ZM104 171H105V170H104ZM113 171H114V170H113ZM129 171H130V170H129ZM129 171H128V169H127V172H129ZM135 171H136V169H135ZM143 171H144V170H143ZM159 171H160V169H158V172H159ZM175 171H176V170H175ZM186 171H187V169H186ZM201 171H203V170L201 169ZM228 171H229V170H228ZM237 171H238V170H237ZM244 171H245V170H244ZM246 171H248V170H246ZM28 172H29V171H28ZM31 172H32V171H31ZM44 172H45V171H44ZM46 172H47V171H46ZM46 172H45V173H46ZM83 172H84V171H83ZM118 172H119V170H118ZM154 172H155V170H154ZM162 172H164L163 169H162ZM168 172H169V171H168ZM204 172H205V171H204ZM216 172H217V171H216ZM254 172H255V171H254ZM65 173H67V172H65ZM110 173H111V172H110ZM115 173H116V170H115ZM119 173H120V172H119ZM136 173H137V172H136ZM146 173H147V172H146ZM151 173H152V172H151ZM184 173H185V172H184ZM208 173H209V172H208ZM224 173H225V172H224ZM240 173H241V172H240ZM245 173H247V172H245ZM251 173H252V172H251ZM256 173H257V172H256ZM27 174H28V173H27ZM70 174H71V173H70ZM77 174H78V173H77ZM82 174H83V173H82ZM106 174H107V173H106ZM116 174H117V173H116ZM123 174H124V173H123ZM160 174H162V173H160ZM174 174H175V172H174ZM174 174H171V175L174 176ZM214 174H216V173H214ZM222 174H223V172H222ZM231 174L233 175L232 172H230V171L227 172V173H226V176H225V179H226L227 182H229V183L232 185V184H234L235 182H238V181L235 180L234 176H231ZM243 174H244V173H243ZM262 174H263V173H262ZM11 175H12V174H11ZM23 175H24V174H23ZM43 175H44V174H43ZM83 175H84V174H83ZM85 175H86V174H85ZM117 175H118V174H117ZM121 175H122V174H121ZM131 175H132V174H131ZM154 175H156V172H155ZM157 175H158V174H157ZM162 175H163V174H162ZM188 175H189V174H188ZM210 175H211V174H210ZM216 175H217V174H216ZM223 175H224V174H223ZM241 175H242V174H241ZM241 175H240V176H241ZM245 175H247V174H245ZM252 175H255V174H252ZM25 176L28 177V176L26 175V172H25ZM32 176H34V174H33ZM46 176H47V175H46ZM52 176H53V174H52ZM64 176H65V175H64ZM66 176H67V175H66ZM98 176H99V175H98ZM108 176H113V175H108ZM127 176H128V175H127ZM129 176H130V175H129ZM143 176H144V174H143ZM160 176H161V175H160ZM178 176H179V175H178ZM180 176H181V174H180ZM195 176H196V175H195ZM249 176H250V175H249ZM262 176H263V175H262ZM5 177H6V176H4V178H5ZM22 177L24 178V176H22ZM29 177H30V176H29ZM29 177H28V178H29ZM50 177H51V174H50ZM53 177H54V176H53ZM55 177H56V176H55ZM99 177H100V176H99ZM130 177H131V176H130ZM133 177H134V176H133ZM150 177H151V176H150ZM156 177H157V176H156ZM161 177H162V176H161ZM169 177H170V176H169ZM196 177H197V176H196ZM241 177H242V179H243V177H245V176H241ZM254 177H255V176H254ZM6 178H7V177H6ZM40 178H41V177H40ZM47 178H48V177H47ZM51 178H52V177H51ZM67 178H68V177H67ZM78 178H80V176H79ZM111 178H112V177H111ZM117 178H118V177H117ZM117 178H116V179H117ZM121 178H122V176H121ZM121 178H120V179H121ZM147 178H148V177H147ZM159 178H160V177H159ZM165 178L167 179V177H165ZM179 178H180V177H179ZM182 178H183V177H182ZM191 178H192V177H191ZM198 178H199V177H198ZM237 178H238V177H237ZM255 178H256V177H255ZM24 179H25V178H24ZM24 179H23V180H24ZM30 179H31V178H30ZM30 179H28V180H30ZM34 179H35V178H34ZM54 179H55V178H54ZM54 179H53V180H54ZM70 179H72V178H70ZM73 179H74V178H73ZM82 179H83V178H82ZM96 179H97V178H96ZM96 179H95V181H96ZM118 179H119V178H118ZM131 179H132V177H131ZM135 179H136V178H135ZM139 179H140V178H139ZM160 179H161V178H160ZM177 179H178V177H177ZM180 179H181V178H180ZM193 179H194V178H193ZM204 179L206 180L207 178H204ZM249 179H251V178H249ZM263 179H264V178H263ZM40 180H41V179H40ZM49 180H50V179H49ZM51 180H52V179H51ZM88 180H89V179H88ZM99 180H100V179H99ZM109 180H110V179H109ZM132 180H134V179H132ZM132 180H131V181H132ZM151 180H152V179H151ZM172 180H173V178H172ZM175 180H176V179H175ZM181 180H183V179H181ZM185 180H186V179H185ZM189 180H190V177H189ZM196 180H197V179H196ZM201 180H202V178H201ZM210 180H213V179H210ZM210 180H209V181H210ZM214 180H215V179H214ZM245 180H246V179H245ZM7 181H8V179H7ZM13 181H15V180H13ZM16 181H17V180H16ZM31 181H32V180H31ZM31 181H30V182H31ZM37 181H38V180H37ZM37 181H36V182H37ZM43 181H44V180H43ZM55 181H56V180H55ZM65 181H66V180H65ZM70 181H71V180H70ZM79 181H80V180H79ZM79 181H78V183H79ZM97 181H98V180H97ZM97 181H96V182H97ZM124 181H125V180H124ZM126 181H127V183H128V179H127ZM126 181H125V182H126ZM135 181L137 182V180H135ZM163 181H164V179H163ZM166 181H167V180H166ZM173 181H174V180H173ZM179 181H180V180H179ZM183 181H184V180H183ZM191 181H192V180H191ZM226 181H225V183H226ZM248 181H249V180H248ZM253 181H254V180H253ZM253 181H252V182H253ZM46 182H47V181H46ZM103 182H104V180H103ZM117 182H118V181H117ZM136 182H133V181H132V183H136ZM146 182H147V181H146ZM152 182H153V181H152ZM164 182H165V181H164ZM181 182H182V181H181ZM184 182L187 183L186 181H184ZM239 182H240V181H239ZM244 182H245V181H244ZM250 182H251V181H250ZM255 182H257V181H255ZM9 183H10V182H9ZM41 183H43V182H41ZM71 183H73V182H71ZM74 183H75V182H74ZM78 183H76L75 185H77ZM104 183H106V181H105ZM114 183H115V182H114ZM114 183H113V184H114ZM137 183H138V182H137ZM162 183H163V182H162ZM166 183H167V182H166ZM173 183H174V182H173ZM185 183H184V186H185ZM194 183H195L194 186L198 185V184L196 183V181H194ZM204 183H205V182H204ZM246 183H247V182H246ZM246 183H245V184H246ZM0 184H2V183H0ZM3 184H4V182H3ZM3 184H2V185H3ZM21 184H22V183H21ZM31 184H32V183H31ZM31 184H30V185H31ZM46 184H47V183H46ZM79 184H81V183H79ZM84 184H85V183H84ZM92 184H93V183H92ZM95 184H96V183H95ZM97 184H98V183H97ZM107 184H108V183H107ZM118 184H119V183H118ZM121 184H122V183H121ZM121 184H120V185H121ZM138 184H139V183H138ZM155 184H156V183H155ZM177 184H178V183H177ZM200 184H201V182H200ZM211 184H212V183H211ZM213 184H214V182H213ZM213 184H212V186H213ZM226 184H227V183H226ZM256 184H257V183H256ZM256 184H255V185H256ZM43 185H44V184H43ZM48 185H49V184H48ZM69 185H70V184H69ZM82 185H83V184H82ZM87 185H88V184H87ZM109 185H110V184H109ZM111 185H112V184H111ZM111 185H110V186H111ZM120 185H118V186H120ZM141 185H142V184H141ZM202 185H204V184H202ZM216 185H217V184H216ZM249 185H250V183H249ZM17 186H18V185H17ZM22 186H23V185H22ZM26 186H27V185H26ZM34 186H35V185H34ZM37 186H38V185H37ZM46 186H47V185H46ZM46 186L44 185V187H46ZM50 186H51V185H50ZM52 186H53V185H52ZM85 186H86V185H85ZM90 186H91V185H90ZM101 186H102V185H101ZM165 186H166V185H165ZM173 186H174V185H173ZM176 186H177V185H176ZM223 186H224V185H223ZM227 186H228V184L226 185V187H227ZM240 186H241V185H240ZM253 186H254V184H253ZM253 186H252V187H253ZM20 187H21V185H20ZM31 187H32V186H31ZM31 187H30V188H31ZM88 187H89V186H88ZM91 187H92V186H91ZM114 187H115V185H114ZM130 187H131V185H130ZM161 187H162V185H161ZM174 187H175V186H174ZM190 187H191V184H190ZM210 187H211V186H210ZM216 187H217V186H216ZM234 187H235V185H234ZM244 187H245V186H244ZM249 187H251V186H249ZM249 187H248V188H249ZM18 188H19V187H18ZM77 188H79V185H78ZM81 188L83 189V187H81ZM99 188H100V186H99ZM99 188H98V189H99ZM126 188H127V187H126ZM126 188H125V189H126ZM128 188H129V187H128ZM131 188H132V187H131ZM131 188H130V189H131ZM141 188H142V187H141ZM144 188H145V187H143V189H144ZM148 188H149V187H148ZM152 188H153V187H152ZM154 188H155V187H154ZM157 188H158V187H157ZM159 188H160V187H159ZM171 188H173V187H171ZM202 188H203V186H202ZM208 188H209V187H208ZM208 188H207V189H208ZM212 188H213V187H212ZM257 188H258V187H257ZM20 189H21V188H20ZM32 189H33V188H32ZM82 189H81V190H82ZM114 189H115V188H114ZM162 189H163V187H162ZM173 189H175V188H173ZM173 189H172V190H173ZM205 189H206V188H205ZM210 189H211V188H210ZM235 189H236V188H235ZM13 190H14V189H13ZM28 190H29V187H28ZM100 190H101V189H100ZM102 190H103V189H102ZM112 190H113V189H112ZM116 190H118V189H116ZM126 190H127V189H126ZM136 190H137V189H136ZM144 190H145V189H144ZM148 190H149V189H148ZM175 190H176V189H175ZM203 190H204V189H203ZM214 190L217 191V189H214ZM214 190H213V191H214ZM253 190L255 191V189H253ZM31 191H32V190H31ZM35 191H36V188H35ZM40 191H41V190H40ZM49 191H50V190H49ZM70 191H72V190H71V187H70ZM77 191H79V190L77 189ZM92 191H93V190H92ZM92 191H91V192H92ZM103 191H104V190H103ZM130 191H131V190H130ZM134 191H135V190H134ZM141 191H142V190H140V192H141ZM153 191H154V190H153ZM163 191H164V190H163ZM163 191H162V192H163ZM187 191H188V190H187ZM200 191H201V189H200ZM204 191H206V190H204ZM208 191H209V190H208ZM235 191H236V190H235ZM239 191H240V190L238 189L237 192H239ZM251 191H252V190H251ZM254 191H253V192H254ZM27 192H28V191H27ZM33 192H34V191H33ZM38 192H39V190H38ZM89 192H90V191H89ZM101 192H102V191H101ZM121 192H122V190H121ZM138 192H139V191L137 190L136 193L138 194ZM242 192H243V191H242ZM245 192H246V190H245ZM4 193H5V192H4ZM12 193H13V192H12ZM30 193H31V192H29V194H30ZM39 193H41V192H39ZM42 193H43V192H42ZM65 193H66V191H65ZM67 193H68V192H67ZM72 193H73V192H72ZM85 193H86V192H85ZM103 193H104V192H103ZM122 193H123V192H122ZM122 193H120V194H121L122 196H124ZM124 193H125V192H124ZM146 193H147V191H146ZM159 193L161 194V192H159ZM167 193H168V192H167ZM175 193H177V192L175 191ZM183 193H184V192H183ZM195 193H196V192H195ZM195 193H194V195H195ZM247 193H248V191H247ZM259 193H261V192H259ZM19 194H20V193H19ZM22 194H23V192H22ZM29 194H27V195H29ZM36 194H38V193H36ZM60 194H62V193H60ZM76 194H78V193L76 192ZM87 194H88V193H87ZM87 194H85V195H87ZM92 194H93V193H92ZM104 194H105V193H104ZM106 194H107V193H106ZM120 194L118 193V195H120ZM125 194H126V193H125ZM130 194H131V193H130ZM130 194H129V192H128L129 197H130ZM144 194H145V193H144ZM177 194H178V193H177ZM177 194H174V196L177 195ZM198 194H199V193H198ZM203 194H204V193H203ZM209 194H210V193H209ZM216 194H217V193H216ZM256 194H257V193H256ZM0 195H1V194H0ZM62 195H64V194H62ZM128 195H125V197L128 196ZM138 195H139V194H138ZM142 195H143V194H142ZM172 195H173V194H172ZM201 195H202V194H201ZM211 195H212V194H211ZM211 195H210V196H211ZM214 195H215V194H214ZM214 195H213V196H214ZM219 195H220V194H219ZM226 195H228V194H226ZM241 195H242V194H240V195H238V196H241ZM6 196H7V195L5 194V197H6ZM11 196H12V195H11ZM11 196H10V197H11ZM34 196H35V195H34ZM72 196H73V195H72ZM97 196H98V195H97ZM104 196H106V195H104ZM108 196H110V194H109ZM116 196H117V195H116ZM133 196H136V195H133ZM145 196H146V194H145ZM178 196H179V195H178ZM180 196H181V195H180ZM199 196H200V194H199ZM216 196H217V195H216ZM216 196H215V197H216ZM221 196H222V195H220V198H221ZM249 196H250V195H249ZM262 196H263V195H262ZM0 197H1V196H0ZM3 197H4V195L2 196V198H3ZM5 197H4V198H5ZM7 197H8V196H7ZM12 197H13V196H12ZM20 197H22V196H20ZM64 197H65V195H64ZM86 197H87V196H86ZM118 197H119V196H118ZM118 197H117V198H118ZM131 197H132V196H131ZM148 197H149V196H147L146 198H148ZM151 197H153V196H151ZM156 197H157V195H156ZM159 197H160V196H159ZM161 197H162V196H161ZM194 197H195V196H194ZM218 197H219V196H218ZM227 197H228V196H227ZM236 197H237V195H236ZM47 198H48V197H47ZM95 198H96V197H95ZM99 198H100V197H99ZM104 198H105V197H104ZM122 198H123V197H122ZM149 198H150V197H149ZM163 198H164V197H163ZM167 198H168V197H167ZM171 198H172V197H171ZM176 198H177V197H176ZM189 198H190V194H189ZM197 198H201V197H197ZM212 198H213V197H212ZM251 198H252V197H251ZM251 198H249V199H251ZM253 198H254V197H253ZM20 199H21V198H20ZM24 199H25V198H24ZM52 199L54 200V198H52ZM106 199H108V198H106ZM115 199H116V198H115ZM119 199H120V201H121V198H120V197H119ZM119 199H118V200H119ZM126 199L130 201V199H128V198H126ZM126 199H125V200H126ZM155 199H157V198H155ZM158 199H159V198H158ZM164 199H165V198H164ZM186 199H187V198H186ZM204 199H205V198H204ZM216 199H217V198H216ZM231 199H232V197H230V201H231ZM242 199H243V198H242ZM242 199H241V200H242ZM245 199H246V198H245ZM247 199H248V197H247ZM7 200H9V199H7ZM62 200H63V199H62ZM66 200H67V199H66ZM82 200H83V199H82ZM104 200H105V199H104ZM104 200H103V201H104ZM109 200H110V199H109ZM118 200H117V201H118ZM138 200H140V199H138ZM138 200L136 199V201H138ZM145 200H146V199H145ZM145 200H144V201H145ZM162 200H163V199H162ZM167 200H168V199H167ZM173 200H174V199H173ZM175 200H176V199H175ZM175 200H174V203L176 202ZM189 200H190V199H189ZM192 200H193V198H192ZM195 200H196V199H195ZM197 200H198V199H197ZM213 200H214V199H213ZM213 200H212V201H213ZM232 200H233V199H232ZM237 200H238V197H237ZM257 200H258V198H257ZM260 200H262V199L259 198V201H260ZM57 201H58V199H57ZM57 201H56V202H57ZM63 201H64V200H63ZM67 201H68V200H67ZM88 201H89V196H88ZM115 201H116V200H115ZM149 201H150V200H149ZM154 201H156V200H154ZM177 201H178V200H177ZM179 201H180V199H179ZM199 201H200V200H199ZM219 201H220V200H219ZM219 201H218V200L216 201V204H215L216 206H217V204L219 203ZM222 201H223V199H222ZM222 201H221V202H222ZM252 201H253V200H252ZM262 201H263V200H262ZM21 202H22V201H21ZM61 202H62V201H61ZM65 202H66V201H64L63 204H64ZM84 202H87V201H84ZM107 202H109V201L106 200V203H107ZM110 202H112V200H111ZM157 202H158V201H157ZM157 202H155V203L157 204ZM164 202H166V201H164ZM184 202H185V201H184ZM187 202H188V201H187ZM189 202H190V201H189ZM189 202H188V204L190 205ZM193 202H194V200H193ZM206 202H207V201H206ZM217 202H218V203H217ZM225 202H226V200H225ZM248 202H249V201H248ZM32 203H33V202H32ZM68 203H69V202H68ZM81 203H82V202H81ZM89 203H90V205L93 206V204H92L91 202H89ZM89 203H88V205H89ZM103 203H104V202H103ZM103 203H102V205H103ZM112 203H113V202H112ZM112 203H111V204H112ZM115 203H116V202H115ZM133 203H134V202H130V204H133ZM137 203H138V202H136V205H137ZM140 203H142V202H140ZM145 203L148 204V202H146V201H145ZM145 203H144L143 205H145ZM152 203H153V202H152ZM176 203H177V202H176ZM178 203H179V202H178ZM178 203H177V206H179ZM212 203H213V202H212ZM223 203H224V202H223ZM223 203H222V204H223ZM231 203H233V202H231ZM237 203H238V202H237ZM239 203H240V202H239ZM239 203H238V205H239ZM261 203H262V202H261ZM74 204H75V203H74ZM84 204L87 205V203H84ZM94 204H95V203H94ZM99 204H100V203H99ZM108 204H109V203H108ZM168 204H169V202H168ZM192 204H193V203H192ZM195 204H196V203H195ZM207 204H208V202H207ZM253 204H254V203H253ZM28 205H29V204H28ZM58 205H59V204H58ZM75 205H76V204H75ZM119 205H120V204H119ZM127 205H128V204H127ZM133 205H135V204H133ZM152 205H153V204H152ZM162 205H163V204H162ZM172 205H174V204H172ZM172 205H171V207H172ZM185 205H186V204H185ZM196 205H197V204H196ZM208 205H209V204H208ZM223 205H224V204H223ZM259 205H260V204H259ZM65 206H66V205H65ZM140 206H141V205H140ZM145 206H146V205H145ZM158 206H159V205H157V207H158ZM232 206H233V205H232ZM242 206H243V204H242ZM57 207H58V206H57ZM73 207H74V206H73ZM87 207H88V206H87ZM87 207H86V208H87ZM105 207H106V206H105ZM105 207H104V208H105ZM116 207H117V206H116ZM116 207H114V208H116ZM128 207H129V206H128ZM134 207H135V206H134ZM134 207L132 206V209H133ZM152 207H153V206H152ZM152 207H151V208H152ZM164 207H165L164 210H166V206H164ZM198 207H199V206H198ZM212 207H213V206H212ZM223 207H224V206H222V208H223ZM244 207H245V206H244ZM246 207H247V206H246ZM51 208H52V207H51ZM92 208H93V207H92ZM96 208H97V206H96ZM117 208H118V207H117ZM124 208H125V207H124ZM129 208H130V207H129ZM141 208H142V206L140 207V209H141ZM144 208H146V207H144ZM147 208H148V207H147ZM158 208H159V207H158ZM167 208H168V207H167ZM174 208H175V207H174ZM177 208H178V207H177ZM181 208H182V207H181ZM183 208L186 209V208H188V207L186 206V208H185V206H183ZM205 208H206V207H205ZM208 208H209V207H207V209H208ZM215 208H216V207H215ZM222 208H219V210L222 209ZM242 208H243V207H242ZM248 208L250 209V207H248ZM255 208H256V206H255ZM71 209H72V208H71ZM94 209H95V208H94ZM126 209H127V208H126ZM126 209H124V210H126ZM134 209H135V208H134ZM154 209H155V207H154ZM154 209H152V210L154 211ZM172 209H173V207H172ZM178 209H179V208H178ZM193 209L195 210L196 208H193ZM199 209H200V208H199ZM228 209H229V208H228ZM29 210H30V209H29ZM73 210H74V209H73ZM73 210H72V211H73ZM90 210H91V208H90ZM106 210H107V209H106ZM116 210H117V209H116ZM124 210H123V211H124ZM129 210H131V209H129ZM141 210L144 211L143 209H141ZM146 210H148V209H146ZM152 210H151V211H152ZM168 210H169V208H168ZM175 210H176V209H175ZM194 210H193V213H194ZM205 210H206V209H205ZM208 210H209V209H208ZM246 210H247V209H245V211H246ZM254 210H255V209H254ZM16 211H17V210H16ZM87 211H88V210H87ZM91 211H92V210H91ZM91 211H90V212H91ZM112 211H113V210H112ZM127 211H128V209H127ZM161 211H162V210H161ZM177 211L180 212V209L177 210ZM183 211H184V210H183ZM183 211H181V212H183ZM187 211H188V210H187ZM187 211H186V212H187ZM195 211L200 212L199 210H195ZM202 211H203V210H202ZM202 211H201V213H202ZM245 211H244V212H245ZM45 212H46V211H45ZM76 212H78V211L76 210ZM124 212H125V211H124ZM128 212H130V211H128ZM139 212H140V211H139ZM154 212H156V211H154ZM164 212H165V211H164ZM164 212H163V213H164ZM166 212H167V210H166ZM191 212H192V211H191ZM205 212H206V211H205ZM210 212H211V211H210ZM217 212H218V211H217ZM220 212H221V210H220ZM220 212H219V213H220ZM254 212H255V211H254ZM262 212H263V211H262ZM91 213H92V212H91ZM91 213H90V214H91ZM110 213H111V212H110ZM112 213H113V212H112ZM114 213H116V212H114ZM120 213H121L120 215L122 216V212H120ZM125 213L127 214V212H125ZM143 213H145V212H143ZM214 213H215V210H214L213 214H214ZM225 213H226V212H225ZM227 213L230 214V216H232L233 214H235V216L238 217V214L236 215V213H238V212H236L235 209H229V211H227ZM227 213H226V215H227ZM240 213H241V212H239V214H240ZM242 213H243V212H242ZM9 214H10V213H9ZM95 214H96V213H95ZM95 214H94V215H95ZM100 214H101V213H100ZM108 214H109V212H108ZM147 214H148V213H147ZM150 214H151V213H150ZM153 214H154V213H153ZM158 214H159V213H158ZM168 214H169V213H168ZM168 214H166V215H168ZM172 214H173V213H172ZM186 214H187V216H188V213H186ZM189 214H190V213H189ZM206 214H207V213H206ZM220 214H221V213H220ZM256 214H257V213H256ZM256 214H255V216H256ZM263 214H264V213H263ZM27 215H28V214H27ZM69 215H70V214H69ZM76 215H77V214H76ZM76 215H74V218H75ZM92 215H93V214H92ZM102 215H103V213H102ZM102 215H101V216H102ZM112 215H113V214H112ZM118 215H119V214H118ZM128 215H129V214H128ZM131 215H132V214H131ZM131 215H129V216H131ZM141 215L148 217V215H144V214H141ZM151 215H152V214H151ZM175 215H176V214H175ZM179 215H180V214H179ZM183 215H185V214H183ZM183 215L181 214L180 216H183ZM214 215H215V214H214ZM214 215H213V216H214ZM244 215H245V214H244ZM257 215H258V214H257ZM84 216H86V214H85ZM99 216H100V215H99ZM99 216H98V217H99ZM108 216H110V215H108ZM114 216H115V215H114ZM124 216H125V215H124ZM143 216H142V217H143ZM156 216H157V215H156ZM199 216H201V215H199ZM205 216H207V215H205ZM216 216H217V215H216ZM233 216H234V215H233ZM252 216H253V215H252ZM93 217H96V216H93ZM98 217H97V218H98ZM103 217H104V216H102V219H103ZM119 217H120V216H119ZM126 217H127V216H126ZM126 217H125V218H126ZM150 217H151V216H150ZM152 217H153V216H152ZM160 217H162V216H160ZM224 217H225V216H224ZM226 217H227V216H226ZM257 217H258V216H257ZM63 218H64V217H63ZM97 218H96V219H97ZM99 218H100V217H99ZM125 218H124V219H125ZM136 218H138V217H136ZM144 218H145V217H144ZM156 218H157V217H156ZM158 218H159V217H158ZM164 218H165V215H164ZM171 218H172V217H171ZM179 218H180V217H179ZM197 218H199V217H197ZM208 218H209V216H208ZM210 218H211V217H210ZM213 218H214V217H213ZM216 218H217V217H216ZM216 218H215V219H216ZM231 218H232V217H231ZM235 218H236V217H235ZM67 219H68V218H67ZM91 219H92V218H91ZM96 219L94 218V220H96ZM127 219H128V218H127ZM133 219H134V218H133ZM141 219H142V218H141ZM151 219L153 220V218H151ZM172 219H173V218H172ZM181 219H184V218L182 217ZM242 219H243V218H242ZM86 220H88V219H86ZM92 220H93V219H92ZM99 220H101V219H99ZM99 220H97V221H99ZM117 220H118V219H117ZM121 220H123V219H121ZM128 220H130V219H128ZM135 220H136V223H135V224H137V221H138V220H137V219H135ZM152 220H150V221L152 222ZM157 220H158V219H157ZM184 220H186V219H184ZM210 220H211V219H210ZM225 220H227V219H225ZM225 220H223V221H225ZM229 220H230V219H229ZM73 221H74V220H73ZM113 221H114V220H113ZM118 221H119V220H118ZM123 221H124V220H123ZM143 221H144V220H143ZM160 221H161V220H160ZM162 221H163V217H162ZM173 221H174V219H173ZM176 221H177V220H176ZM180 221H181V220H180ZM186 221H187V220H186ZM195 221H196V220H195ZM202 221H203V220H202ZM208 221H209V220H208ZM223 221L221 220V222H223ZM245 221H246V220H245ZM245 221H244V222H245ZM247 221H248V220H247ZM254 221H255V219H254ZM262 221H263V220H262ZM61 222H63V221H61ZM90 222H91V220H90ZM100 222H101V221H100ZM102 222H103V221H102ZM102 222H101V224H102ZM110 222H111V221H110ZM133 222H135V221H133ZM145 222H147V221H145ZM148 222H149V220H148ZM158 222H159V221H158ZM165 222L168 223L169 221L167 222V220H166ZM187 222H188V221H187ZM234 222H235V221H234ZM238 222H239V221H237L236 224H237ZM241 222H242V226H243L244 222H243L242 220H241ZM68 223H70V221H68ZM74 223H75V222H74ZM81 223H82V222H81ZM97 223H98V222H97ZM115 223H117V222H115ZM118 223H120V222H118ZM118 223H117V226L119 225ZM139 223H140V220H139ZM142 223H143V222H142ZM159 223H160V222H159ZM170 223H171V225H172V222H170ZM180 223H181V222H180ZM184 223H185V222H184ZM188 223H190V222H188ZM188 223H187V224H188ZM245 223H247V222H245ZM58 224H59V223H58ZM72 224H73V223H72ZM98 224H99V223H98ZM133 224H134V223H133ZM133 224H132V225H133ZM135 224H134V225H135ZM140 224H141V223H140ZM143 224H144V223H143ZM152 224H153V223H152ZM152 224H151V225H152ZM157 224H158V223H157ZM157 224H155V226H156ZM191 224H192V223H191ZM196 224H197V223H196ZM209 224H210V223H209ZM211 224H212V222H211ZM224 224H225V223H223L222 225H224ZM236 224H234V225H236ZM249 224H250V223H249ZM67 225H68V224H67ZM69 225H70V224H69ZM83 225H84V224H83ZM90 225H91V224H90ZM95 225H96V224H95ZM104 225H105V224H104ZM104 225H102L103 227L101 226L103 229H104V227H105ZM129 225H130V224H129ZM129 225H128V226H129ZM134 225H133V227H134ZM138 225H139V224H138ZM146 225H148V224L146 223ZM169 225H170V224H169ZM218 225H219V224H218ZM218 225H217V226H218ZM226 225H227V224H226ZM259 225H260V224H259ZM263 225H264V224H263ZM263 225H262V226H263ZM21 226H22V225H21ZM64 226H66V225H64ZM75 226H77V225L75 224ZM98 226H99V225H98ZM107 226H108V225H107ZM110 226H111V225H110ZM126 226H127V225H126ZM128 226H127V227H128ZM144 226H145V225H144ZM158 226H159V225H158ZM161 226H162V224H161ZM164 226H166V225H164ZM177 226H178V224H177ZM224 226H225V225H224ZM232 226H233V225H232ZM249 226H250V225H249ZM60 227H61V226H60ZM81 227H82V226H81ZM87 227H88V226H87ZM99 227H100V226H99ZM108 227H109V226H108ZM108 227H106V228H108ZM111 227H112V226H111ZM138 227H139V226H138ZM140 227H141V226H140ZM140 227H139V228H140ZM149 227H150V226H149ZM149 227H148V228H149ZM180 227H182V225H181ZM180 227H179V228H180ZM186 227H187V226H186ZM196 227H197V226H196ZM196 227L194 228L195 230H196ZM225 227H226V226H225ZM225 227H223V228H225ZM227 227H228V225H227ZM233 227H234V226H233ZM240 227H241V225H240ZM96 228H97V227H96ZM129 228H130V227H129ZM139 228H138L137 230H139ZM141 228H142V227H141ZM143 228H144V230H145V227H143ZM161 228H162V227H161ZM166 228H168V227L166 226ZM166 228H165V229L162 228V229H163V230H166ZM174 228L176 229V227H174ZM179 228H178V229H179ZM189 228H190V227H189ZM189 228H188V229H189ZM212 228H213V227H212ZM223 228L221 229L222 231H223ZM247 228H248V227H247ZM51 229H52V228H51ZM53 229H54V228H53ZM71 229H72V227H71ZM108 229H109V228H108ZM132 229H133V228H132ZM156 229H157V228H156ZM170 229H171V228H170ZM178 229H177V230H178ZM194 229H193V230H194ZM225 229H226V228H225ZM237 229H238V228H237ZM242 229H243V228H242ZM42 230H43V229H42ZM47 230H48V229H47ZM54 230H55V229H54ZM66 230H67V229H66ZM76 230H77V228H76ZM89 230H90V229H89ZM97 230H98V229H97ZM123 230H124V229H123ZM135 230H136V229H135ZM140 230H143V229H140ZM140 230H139V231H140ZM147 230H148V229H147ZM179 230H180V229H179ZM214 230H216V229H214ZM214 230H213V231H214ZM238 230H239V229H238ZM14 231H15V230H14ZM17 231H18V230H17ZM77 231H78V230H77ZM99 231H100V230H99ZM99 231H98V232H99ZM103 231H105V230H103ZM108 231H109V230H108ZM108 231H107V232H108ZM116 231H117V230H116ZM183 231H184V230H183ZM189 231L191 232V230H189ZM222 231H220V232H222ZM224 231H225V230H224ZM226 231H227V230H226ZM234 231H236V230H234ZM234 231H233V232H234ZM239 231H240V230H239ZM245 231H246V230H245ZM42 232L44 233V231H42ZM47 232H48V231H47ZM65 232H67V231H65ZM68 232H69V231H68ZM87 232H88V231H87ZM95 232H96V230H95ZM146 232H147V231H146ZM152 232H153V231H152ZM179 232H180V231H179ZM197 232H198V231H197ZM231 232H232V231H231ZM237 232H238V231H236V233H237ZM78 233H79V232H78ZM81 233H83V232L81 231ZM84 233H85V232H84ZM92 233H93V232H92ZM101 233H102V232H101ZM110 233H111V232H110ZM116 233H117V235H118L119 233H121V231L116 232ZM125 233L130 234V233H128V232H125ZM137 233H138V232H137ZM137 233H136V235H137ZM139 233H141V231H140ZM143 233L145 234L144 231H143ZM147 233H148L147 235L145 234L146 236L149 235V231H148ZM173 233H174V232H173ZM186 233H187V232H186ZM186 233H185V234H186ZM191 233H195V232L192 231ZM208 233H209V232H208ZM223 233H224V232H223ZM241 233H242V231H241ZM15 234H16V233H15ZM31 234H32V232H31ZM58 234H60V233H58ZM76 234H77V233H76ZM85 234H86V233H85ZM85 234H84V236H85ZM89 234H90V233H89ZM96 234H97V233H96ZM98 234H99V233H98ZM105 234H106V233H105ZM154 234H155V233H154ZM164 234H165V233H164ZM175 234H176V233H175ZM177 234H178V232H177ZM231 234H232V233H231ZM231 234H230V235H231ZM238 234H239V233H238ZM25 235H26V233H25ZM52 235L55 236L54 234H52ZM60 235H61V234H60ZM79 235H80V234H79ZM93 235H94V233H93ZM99 235H100V234H99ZM99 235H98V236H99ZM103 235H104V234H103ZM108 235H109V234H108ZM140 235H141V234H139L138 236H140ZM150 235H152V234H150ZM150 235H149V236H150ZM179 235H180V234H178V236H179ZM181 235H182V234H181ZM183 235H184V234H183ZM199 235H201V234H199ZM207 235H209V234H207ZM225 235H226V234H225ZM245 235H246V234H245ZM27 236H29V234H27ZM61 236H62V235H61ZM74 236H75V235H74ZM87 236H88V235H87ZM89 236H90V235H89ZM101 236H102V235H101ZM104 236H105V235H104ZM109 236H111V234H110ZM115 236H116V235H115ZM127 236H128V235H127ZM131 236H132V235H131ZM131 236H130V237H131ZM143 236H144V235H143ZM156 236H157V235H156ZM170 236H171V235H170ZM172 236H174V235L172 234ZM191 236H192V235H191ZM212 236H213V235H212ZM222 236H223V235H222ZM17 237H18V236H17ZM25 237H26V236H25ZM43 237H44V236H43ZM59 237H60V236H59ZM68 237H69V235H68ZM102 237H103V236H102ZM106 237H107V236L103 237V238H105V239H104V240L102 239V240L105 241V240H106ZM111 237H112V236H111ZM111 237H109V239H110ZM130 237H129V238H130ZM141 237H142V236H141ZM144 237H145V236H144ZM152 237H153V236H152ZM165 237H167V236H165ZM188 237H189V236H188ZM193 237H195V234H193ZM193 237H192V238H193ZM214 237H215V236H214ZM224 237H225V236H224ZM244 237H245V236H244ZM28 238H29V237H28ZM31 238H32V237H31ZM116 238H117V237H116ZM122 238H123L122 236H121V238L118 237L119 240H120V239L122 240ZM131 238H132V237H131ZM153 238H155V237H153ZM169 238H172V237H169ZM180 238H181V236H180ZM185 238H187V237H185ZM204 238H205V237H204ZM229 238H230V237H229ZM232 238H233V237H232ZM251 238H252V237H251ZM251 238H250V239H251ZM3 239H4V238H3ZM44 239H45V238H44ZM44 239H43V240H44ZM79 239H81V238H79ZM142 239H143V238H142ZM142 239H141L140 241H142ZM144 239H146V238H144ZM158 239H159V237H158ZM167 239H168V238H167ZM189 239H190V237H189ZM197 239H198V238H197ZM208 239H210V238H208ZM6 240H7V239H6ZM40 240H41V239H40ZM72 240H73V239H72ZM91 240H92V239H91ZM94 240H95V239H94ZM100 240H101V239H100ZM110 240H112V239H110ZM132 240H133V238H132ZM132 240H131V241H132ZM151 240H153V239L151 238ZM156 240H157V238H156ZM160 240H161V239H160ZM177 240H178V239H177ZM179 240H180V239H179ZM179 240H178V241H179ZM184 240H185V239H184ZM214 240H215V239H214ZM251 240H253V239H251ZM3 241H4V240H3ZM95 241H96V240H95ZM106 241H108V240H106ZM149 241H150V240H148V242H149ZM153 241H155V240H153ZM165 241H166V240H165ZM170 241H171V239H170ZM180 241H181V240H180ZM182 241H183V240H182ZM182 241H181V242H182ZM190 241H191V240H190ZM203 241H205V240H203ZM203 241H202V242H203ZM27 242H28V241H27ZM61 242H62V241H61ZM71 242H73V241H71ZM77 242H78V241H77ZM85 242H86V241H85ZM88 242H89V241H88ZM93 242H94V241H93ZM114 242H115V241H114V239H113V243H114ZM121 242H122V241H121ZM121 242H120V243H121ZM125 242H126V240H125ZM148 242L146 241V243H148ZM168 242H169V241H168ZM181 242H180V243H181ZM184 242H185V241H184ZM191 242H192V241H191ZM193 242H194V241H193ZM210 242H211V241H210ZM220 242H221V241H220ZM235 242H236V241H235ZM250 242H251V241H250ZM75 243H76V241H75ZM80 243H81V241H80ZM89 243H90V242H89ZM91 243H92V242H91ZM94 243H95V242H94ZM96 243H97V246H99V245H98V241H96ZM96 243H95V245H96ZM103 243H104V242H103ZM105 243H106V242H105ZM111 243H112V242L110 241L109 243H107V245H108V244L110 245ZM132 243H133V242H132ZM135 243H136V242H135ZM135 243H134V245H135ZM141 243H142V242H141ZM141 243H140V244H141ZM143 243H144V242H143ZM156 243H157V242H156ZM156 243L154 242L155 245H156ZM175 243H176V242H175ZM175 243H174V244H175ZM188 243H189V242H188ZM188 243H187V244H188ZM199 243H200V242H199ZM208 243H209V242H208ZM253 243H254V241H253ZM255 243H256V242H255ZM50 244H52V243H50ZM53 244H54V243H53ZM159 244H160V243H159ZM164 244H165V243H164ZM185 244H186V243H185ZM204 244H207V243L205 242ZM238 244H239V243H238ZM22 245H23V244H22ZM33 245H34V243H33ZM33 245H32V247H33ZM64 245H65V244H64ZM76 245H77V243H76ZM111 245H112V244H111ZM111 245H110V246H111ZM127 245H128V244H127ZM131 245H132V244H131ZM134 245H133V246H134ZM143 245H145V244H143ZM143 245H141V247H142ZM175 245H176V244H175ZM177 245H178V244H177ZM209 245H210V244H209ZM220 245H222V244H220ZM246 245H247V244H246ZM250 245H251V244H250ZM257 245H258V244H257ZM23 246H24V245H23ZM56 246H57V245H56ZM77 246H78V245H77ZM110 246H108V247H110ZM113 246L115 247L114 244H113ZM113 246H111V247H113ZM117 246H118V245H117ZM117 246H116V247H117ZM129 246H130V245H129ZM133 246H132V247L130 246L129 249L133 248ZM156 246H159V245H156ZM188 246H190V245H188ZM200 246H202V245L200 244ZM205 246H207V245H205ZM215 246H216V245H215ZM223 246H224V245H223ZM225 246H226V245H225ZM228 246H229V243H228ZM240 246H241V245H240ZM242 246H243V244H242ZM253 246H255V245H253ZM54 247H55V246H54ZM58 247H59V245H58ZM62 247H63V246H62ZM64 247H65V246H64ZM67 247H68V245H67ZM70 247H71V246H70ZM80 247H81V244H80ZM83 247L85 248L86 246H83ZM94 247H96V246H94ZM94 247H93V249H94ZM116 247H115V249H114L115 252H117V251H116V250H117ZM118 247H119V246H118ZM127 247H128V246H127ZM145 247H146V246H145ZM153 247H154V246H153ZM163 247H164V246H163ZM163 247H162V248H163ZM175 247H176V246H175ZM198 247H199V246H198ZM219 247H220V246H219ZM250 247H251V246H250ZM24 248H26V247L24 246ZM48 248H49V247H48ZM96 248H97V250H98V248L100 249V247H96ZM123 248H125V247H123ZM123 248H122V249H123ZM135 248L137 249V246H136ZM135 248H134V249H135ZM146 248H147V247H146ZM165 248H166V247H165ZM169 248H171V247H169ZM172 248H173V247H172ZM172 248H171V249H172ZM177 248H179V247L177 246ZM182 248H183V247H182ZM186 248H187V246H186ZM188 248H189V247H188ZM190 248L192 249V247H190ZM190 248H189V249H190ZM193 248H194V247H193ZM207 248H208V247H207ZM213 248H214V247H213ZM216 248H217V246L215 247V249H216ZM222 248H224V247H222ZM227 248H228V247H227ZM240 248H241V247H240ZM255 248H256V247H255ZM255 248H254V249H255ZM35 249H36V248H35ZM50 249H51V247H50ZM50 249H49V250H50ZM55 249H56V247H55ZM55 249H54V250H55ZM59 249H60V248H59ZM65 249H66V248H65ZM67 249H68V248H67ZM67 249H66V250H67ZM73 249H74V248H73ZM81 249H82V248H81ZM81 249H80V250H81ZM101 249H102V246H101ZM111 249H112V248H111ZM126 249H127V248H126ZM129 249H128V250H129ZM140 249H141V248H140ZM160 249H161V248H160ZM163 249H164V248H163ZM166 249H167V248H166ZM180 249H181V248H180ZM180 249H179V250H180ZM183 249H184V248H183ZM199 249H202V248H199ZM209 249H210V248H209ZM224 249H226V248H224ZM224 249H223V251H224ZM27 250H29V249H27ZM38 250H39V249H38ZM57 250H58V249H57ZM69 250H70V248H69ZM69 250H67V251H69ZM80 250H79V253H80ZM82 250H83V249H82ZM85 250H86V249H85ZM94 250H95V249H94ZM107 250H108V249H107ZM112 250H113V249H112ZM167 250H168L167 252H169L170 249H167ZM175 250H176V249H175ZM181 250H182V249H181ZM185 250H186V249H185ZM185 250H184V251H185ZM193 250H196V249L194 248ZM207 250H208V249H206V251H207ZM228 250H229V249H228ZM20 251H21V250H20ZM43 251H44V250H43ZM121 251H122V250H121ZM131 251H132V250H131ZM135 251H137V250H135ZM139 251H142V250H139ZM145 251H146V249H145ZM149 251H150V250H149ZM165 251H166V250H165ZM171 251H172V250H171ZM201 251H202V250H201ZM254 251H256V250H254ZM8 252H9V251H8ZM8 252H7V253H8ZM45 252H46V251H45ZM45 252H44V253H45ZM52 252H53V250H52ZM59 252H60V254H61V251H59ZM59 252H57V253H59ZM86 252H87V251H86ZM90 252H91V254H92L93 251L91 250ZM110 252H111V251H110ZM126 252H127V251H126ZM151 252H152V250H151ZM154 252H155V251H154ZM154 252H153V253H154ZM163 252H164V251H163ZM172 252H173V251H172ZM186 252H187V251H186ZM192 252H193V251H192ZM192 252H190L191 255H192ZM213 252H214V250H213ZM213 252H211V253L209 252V253L212 254ZM217 252H218V251H217ZM225 252H226V251H225ZM13 253H14V252H13ZM28 253H29V252H28ZM28 253H26V254H28ZM46 253H48V251H47ZM53 253H54V252H53ZM68 253H69V252H68ZM72 253H73V252H72ZM87 253H88V252H87ZM95 253H97V252L95 251ZM122 253H123V252H122ZM122 253H120V254H122ZM131 253L133 254V252H131ZM138 253H140V252H138ZM138 253L136 252V254H138ZM159 253H160V251H159ZM164 253H166V252H164ZM174 253H175V252H174ZM174 253H173V254H174ZM176 253H177V252H176ZM178 253H179V252H178ZM178 253H177V254H178ZM180 253H181V252H180ZM180 253H179V255H180ZM184 253H185V252H184ZM187 253L189 254V252H187ZM198 253H201V252L198 251ZM228 253H230V252H228ZM246 253H247V252H246ZM82 254H84V253H82ZM98 254H99V253H98ZM109 254H110V253H109ZM132 254H131V255H132ZM142 254H143V253H142ZM169 254H170V253H169ZM196 254H197V253H196ZM196 254H194V256H195ZM207 254H208V252H207ZM210 254H209V255H210ZM217 254H218V253H217ZM225 254H226V253H225ZM225 254H223V255H225ZM239 254H240V253H239ZM252 254H253V253H252ZM261 254H262V253H261ZM7 255H8V254H7ZM12 255H13V254H12ZM39 255H40V253H39ZM39 255H38V257H40ZM41 255H42V254H41ZM85 255H86V254H85ZM87 255H88V254H87ZM110 255H111V254H110ZM125 255H126V254H125ZM129 255H130V253H129ZM153 255H154V254H153ZM161 255H163V253H162ZM166 255H168V254H166ZM214 255H215V254H214ZM223 255H222V257H223ZM240 255H241V254H240ZM8 256H9V255H8ZM13 256H14V255H13ZM15 256H16V255H15ZM15 256H14V257H15ZM20 256H22V255H20ZM63 256H64V255H63V253H62V258H63ZM79 256H80V255H79ZM97 256H98V255H97ZM107 256H108V255H107ZM111 256H112V255H111ZM111 256H110V257H111ZM113 256H114V255H113ZM117 256H118V255H117ZM117 256H116V257H117ZM122 256H123V255H122ZM133 256H134V255H133ZM135 256L138 257V255H135ZM144 256H145V255H144ZM146 256L148 257L147 254H146ZM150 256H152V254H151ZM159 256H160V255H159ZM174 256H175V255H174ZM192 256H193V255H192ZM198 256H199V254H198ZM211 256H212V255H211ZM226 256H227V255H226ZM232 256H233V255H232ZM234 256H235V255H234ZM241 256H242V255H241ZM259 256H260V255H259ZM262 256H263V254H262ZM42 257H43V256H42ZM60 257H61V255H60ZM73 257H74V255H73ZM110 257H108V258H110ZM136 257H135V258H136ZM162 257L167 258V256H165V254H164V256H162ZM175 257H176V256H175ZM179 257H180V256H179ZM179 257H176V259L179 258ZM214 257H215V259H217V258H216V255H215ZM252 257H253V256H252ZM48 258H49V257H48ZM67 258H68V256H67ZM69 258H70V257H69ZM74 258H75V257H74ZM76 258H77V257H76ZM76 258H75V259H76ZM92 258H93V257H92ZM98 258H99V257H98ZM124 258H125V257H123L122 259H124ZM132 258H133V257H132ZM140 258H141V257H140ZM148 258H149V257H148ZM155 258H156V257H155ZM165 258H164V259H165ZM195 258H196V257H195ZM199 258H203V255L201 254V257H199ZM209 258H210V257H208V258H206V259L208 260ZM211 258H212V257H211ZM234 258H235V257H234ZM237 258H239V257H237ZM260 258H262V257H260ZM56 259H58V257H56ZM83 259H84V258H83ZM106 259H107V258L105 257V259H103V260H106ZM114 259H115V258H114ZM114 259L110 258L109 260H112V262H113ZM144 259H145V258H144ZM150 259H151V258H150ZM152 259H153V258H152ZM152 259H151V260H152ZM157 259H158V258H157ZM157 259H156L155 261H156V262H160V261H157ZM160 259H161V258H160ZM167 259H169V258H167ZM167 259H166V260H167ZM172 259L174 260L175 258H172ZM179 259H180V258H179ZM179 259H178V260H179ZM181 259H182V258H181ZM197 259H198V258H197ZM197 259H196V260H197ZM203 259H205V258H203ZM218 259H219V257H218ZM221 259H223V258H221ZM253 259H254V258H253ZM262 259H263V258H262ZM38 260H39V258H38ZM62 260H63V259H62ZM71 260H72V259H71ZM89 260H91V259H89ZM115 260H117V258H116ZM118 260L120 261L119 257H118ZM126 260H127V259H126ZM130 260H131V259H130ZM138 260H139V257L137 258V261H138ZM140 260H143V258L140 259ZM140 260H139V261H140ZM145 260H146V259H145ZM151 260L148 259L147 262H149V261L152 262ZM162 260H163V259H162ZM170 260H171V259H170ZM188 260H189V259H188ZM229 260H230V259H229ZM234 260H235V259H234ZM234 260H232V261H234ZM239 260H240V258H239ZM28 261H29V260H28ZM42 261H44V260H42ZM72 261H73V260H72ZM76 261H77V260H76ZM87 261H88V257H87ZM93 261H95V260H93ZM100 261H102V260H100ZM124 261H125V260H124ZM133 261H135V259H134ZM155 261H153L152 263H154ZM168 261H169V260H168ZM184 261H185V260H184ZM186 261H187V259H186ZM191 261H192V260H190V262H191ZM220 261H221V260H220ZM230 261H231V260H230ZM232 261H231V262H232ZM251 261H252V260H251ZM256 261H258V260H256ZM12 262H13V261H12ZM25 262H26V260H25ZM66 262H67V261H66ZM69 262H70V261H69ZM69 262H67V263H69ZM73 262H74V261H73ZM73 262H72V263H73ZM84 262H85V261H84ZM103 262H104V261H103ZM117 262H118V261H117ZM125 262H126V261H125ZM128 262H129V260H128ZM145 262H146V261H145ZM162 262H163V261H162ZM164 262H165V261H164ZM169 262H170V261H169ZM174 262H175V260H174ZM174 262H173V263H174ZM176 262H177V261H176ZM176 262H175V263H176ZM192 262L194 263V261H192ZM195 262H196V261H195ZM204 262H205V261H204ZM218 262H219V261H218ZM241 262H242V261H241ZM252 262H253V261H252ZM28 263H30V262H28ZM28 263H27V264H28ZM38 263H39V262H38ZM43 263H44V262H43ZM64 263H65V262H64ZM67 263H66V264H67ZM72 263H71V264H72ZM76 263H77V262H76ZM85 263H86V262H85ZM97 263H98V262H97ZM108 263H109V261H108ZM113 263H114V262H113ZM126 263H127V262H126ZM139 263H140V262H139ZM141 263H142V262H141ZM165 263H166V262H165ZM178 263H179V262H178ZM182 263H183V262H182ZM199 263H200V262H199ZM206 263H207V262H206ZM206 263H205V264H206ZM210 263H211V262H210ZM212 263L217 264V263L214 262V261H213ZM221 263H222V262H221ZM233 263H234V262H233ZM235 263H236V262H235ZM248 263H249V262H247V264H248ZM39 264H41V263H39ZM55 264H56V261H55ZM104 264H105V263H104ZM114 264H115V263H114ZM119 264H121V263H119ZM132 264H133V262H132ZM134 264H135V263H134ZM149 264H150V263H149ZM158 264H159V263H158ZM166 264H167V263H166ZM185 264H186V262H185ZM187 264H188V263H187ZM194 264H196V263H194ZM197 264H198V263H197Z\"/></svg>", "mask_w": 264, "mask_h": 264}]
</instances>
